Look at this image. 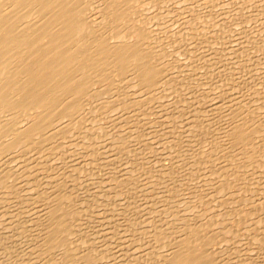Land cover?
Listing matches in <instances>:
<instances>
[{"label": "bare ground", "instance_id": "1", "mask_svg": "<svg viewBox=\"0 0 264 264\" xmlns=\"http://www.w3.org/2000/svg\"><path fill=\"white\" fill-rule=\"evenodd\" d=\"M162 1H165V0H162ZM166 1H165V3H166ZM179 1L182 3V5L185 2V0H182V1L179 0ZM187 1L188 0H186L185 3H187ZM190 1H191L190 3H192V0H190ZM201 1L199 2V0L198 1L195 0V1H193V3L198 2V3L206 4V3L210 2V1H207L205 3L206 0H204L203 2H201ZM220 1H218V2H220ZM223 1H222V3H224ZM225 1H227V0H225ZM231 1H233V0H231ZM237 1L239 2L240 0H237ZM153 2H155V0H0V264H60L59 263L60 262L59 261V254H60L59 253L60 252L59 246H61V245L63 247L65 245H68L66 248L64 247L65 249H63V248H62L63 250L61 249L62 254H60V257L63 259L65 264H68V263L73 264L72 262H74V261H77L75 263H80L79 261H81V260H82V262H84V264H105L104 263L105 260L102 259L101 257H99L100 254H98L99 250L97 249L99 246H96L97 245L96 244L95 245L97 247L96 248L94 246V244H92L93 247L90 244L93 242H95V243L101 242V243L106 245L107 243H105V242L110 243V241H108L106 238H104L107 241L102 242L100 239L95 238L98 241L99 240L100 241L98 242L97 240L95 241V239H93L94 241L91 242L88 239V237L90 238V236H87L86 238H84V239H86V245H85V242L83 241V239L78 237L79 239H81L80 240L81 242L79 241L80 242L79 243L78 242L79 239L75 238V236H74L75 230L78 226L77 221L79 224V223H81V219L83 218L82 215H81L82 216L81 219L79 218L80 216L78 217V214L80 215L81 213H78L77 211L79 210L81 212L82 208L80 209L78 207L79 208L78 210L75 209L74 206H76V205L73 204L72 198L76 197V195L74 194L75 195L74 196L73 194H71L74 192V190H72V189L71 190L73 192L71 191V193L68 194L70 192L67 188V182L68 181L66 182L65 181L66 179H64V177H66L67 180H69L70 177L74 176L72 174H74L75 170H80L79 168L82 167V164L84 166L85 165L97 166L98 164H101L102 166H104L103 168L106 169L109 165L113 164L114 162H116V163L122 162V158H124V156H125V158L127 157L128 161H129V163H125L126 168L122 167V166H124V163H122V164L120 163L121 164L120 166L122 167V169L121 168L120 169L122 171L118 169L117 170L118 173H116V175H115V173H113L115 176V177L113 176V178H112V174H108L106 172L108 174V177L111 175L110 179H107V178L106 179L109 180V182L113 181V182L118 183L120 181V179H119V181H118V179H114V178H117V176H118V178H121V180H124V182L119 183L121 188L119 187V185H117L118 187L116 186L117 188H119L118 190L120 192H122V190H120L122 188L126 189V191H128V189L131 187L133 189L132 190L130 188L132 190V192L137 190V193L140 192L141 195H144V196H145L144 193L147 192L149 194V192H150L149 196L151 195L150 197L153 198V196H155L156 194L152 196L151 191L153 192V190L157 189L155 191H157V194H159L158 191L160 190L159 192L161 195L159 194V196L164 195L167 197V200H169L168 201L169 203H167L168 205H165V206L166 207L171 206L170 202H171V204H173L172 202L174 200H177L176 199L177 197L179 199L182 198L180 195L181 193L179 194V192H178L181 190L180 188H182V186H184V188H185L186 185H189L188 183H191V185H193L195 181H198L196 179L197 176L194 177L196 179L195 180V179H192L191 177H188L186 175V178L188 177V179L190 178L193 180V181L191 180L193 182V184H192V182L189 181L190 179L187 180L183 177L185 180L182 179V181L187 180L188 183L187 184L184 183V185H182L183 183H181V181H180V183H181V187L179 188L180 190H178V188L175 189V186L177 187V185H175L174 189H173V187L171 188V186L168 187V184L170 181L174 180V178H173L174 173L178 171V170H176L175 172L173 171L174 173L172 172V170L177 169V168H175L177 165V164H175L176 161L175 162L173 161V163L175 165L174 166L173 164H171V162H172L171 160H170L171 162L170 161L166 162V159H164L165 161H162V160L160 161L161 158L159 159V157H161V156L160 155H158V156L154 155L155 158L158 157L157 159L160 162L157 161V163H156L155 160L153 162V160L151 159L152 164H150V160L148 161V159L146 157L148 156V154L154 153L153 148H154V150L157 149L156 154H157L159 148H162L161 144H164L165 140L162 141L161 138H164V136H166V135L161 133L163 136H160L159 132L161 131L160 129H163V131L166 130V129H164V125L167 123L168 119L173 120V121H176V120L179 121L181 118L183 119V117L180 118L181 114L184 117L189 118V116H186V115H187V113H190L191 111L189 110L190 111L189 112L186 109L187 107H191L192 108L191 110H195L194 111L195 113L193 112L194 115L191 117L190 120L189 119H183V121H188V122L185 125L186 129L184 131L182 130V128H184V127L179 128L180 130H179V133L177 135L178 136V138L176 139L177 141L173 137L174 135L176 136L177 133L173 134V136H172L171 134L175 131L171 127L173 132L170 134V136H172L173 138H169V137L167 138L166 137L167 140H166L165 144H167V145H165V148L167 146H169V148H172V149L175 148V150L177 148V149H179V151L181 153L184 152V155H185V152L187 153L186 149H189V147H191L192 145L194 147L196 145V144L194 145V143H197V145H196L197 149H195V150L193 149L194 151H192V152L190 151L191 152L190 157L193 155L194 159L197 158L198 163H196V166L198 167V169H199V166L202 167L204 164L208 168V166H209L208 162H213L212 165H210L208 169H210L212 172L214 171L213 169L216 170L217 174H214V172H213V175H217V177H215V176H214L215 178L213 177V179H215L216 181H214L212 179V177H211L212 175H211L210 176L211 180L214 182H211V180L209 181L207 179H205V180L203 179L205 181V184H206L205 189L207 191H205L204 187H202V186L200 188L203 191H201L200 193H198L199 191L198 192L195 191L197 193V195L193 191L195 198H196L195 204H197L198 206H201L200 212L194 211V209H193L194 207L191 206L192 211L194 212V214H193L194 217L192 216V214H189V216H188L185 213L187 209L185 210V212L177 211L176 205H175L176 210L172 209L170 207L171 209L168 208V210H170L171 212L167 211V210L163 211L166 208L164 206V204H166V203H164L165 202L164 199L159 200L160 199L159 196H156V198L158 197V200L160 202L164 201L163 202L164 208L162 209V205H161V207L158 205L160 207V208L158 207V210L162 209V213L164 212L163 215L166 214L165 212H169L170 215H168V216H171L173 218L170 221L169 218H171V217L168 218V216L167 217L162 216L163 219L165 218L164 221L168 218V223H169V221L171 223H170V226L168 224L160 223V226L162 227L161 229L159 227H158L159 228L158 229L156 226H155V228H153L154 223H156L155 221H157V223H158L162 219V218L158 219V217L161 216L162 213L160 214L159 211L156 212L157 209L155 210V212L152 211L153 214L156 213V215L158 214V216H157V220L154 219V218H156L154 216L153 219L155 221L151 222L150 218L152 219V212H150L151 214H149V209H148L151 206L150 205L151 203L147 202L148 199L150 198L147 195L148 197L147 198L145 197V203L146 202H147L146 204L149 203L148 205H150V206L148 208H146V209H148L147 210L148 212L146 210H145V212H146V215L148 213V215H149V216L147 215L148 217H150V215H151V217L148 219V217L144 215L145 219H147V221L149 223L146 220H144V218H142V220L146 221L145 224H147V226L150 224L149 225L150 227L148 226L147 227L148 229L147 228L144 229L145 227L144 228L142 227L143 226V224H142L143 221H142L141 227L143 229L141 228L142 229L141 231H139L140 229L138 230V228H137V230L133 229L132 225H133V227H136L134 225L136 224V220H138L139 218L137 217L138 219L134 220L135 219L134 216H131L132 218L134 217V219L130 218V216H129V219L134 220L135 223L134 222L132 223V220H128V221H130V223H129L130 225H128V226H130V228H131V230H129L131 233L128 230L127 231L134 238H135V236H137L138 232H141V235L143 236L146 233L149 234V231H151L150 237L152 238V240H150V241L152 243L151 246H153V247H150L151 249L149 250V252H147V256L145 258H148L149 260H152L153 258H155V259H153L154 261L152 260V262H154L153 264H225L226 262L224 260H225L226 255H228V254L230 255L232 252H233L232 255H235L234 254L235 248L232 249L230 247L233 250L232 251L229 248V246L226 245L227 249L229 248V252L232 251L231 253H226V248L223 246V244L225 245V243L227 244L229 242L228 240H227L228 242L225 240L226 239L225 236L228 233H230L229 229L231 228V229L235 230L236 228H234V227L237 226V225L234 226L235 225L234 223H233L234 225L232 224L233 227H230L231 225H229V223L230 224L232 223L229 221L230 218H232V221H233V217L230 216V215H232L230 212H232L233 214L236 215V216L234 215V217H236V219H237V217L240 219L241 224H242V222L244 224L246 222H247V224H249V228H248L249 231H248V234L245 236V237L248 236L247 239H245V240H247V244L245 247L246 255H244L246 257L243 256L244 259L246 258V260L245 261L240 260L238 262L241 254L238 255L237 253H239V251L237 252V250H236L237 253L236 252L235 253L239 257L236 258L237 257L236 256L235 257L236 259H235L233 256L232 260L235 259V262L230 261L232 257L228 261L230 262V264H231V262H233L235 264H242V263L243 264H264V136H263V138L261 137L263 132H264L263 131L264 129H263V127L261 129H259V127L261 125L264 126V123L262 122V119L264 120V118L262 117L261 113L255 114L254 112H251V114H248L247 113L248 109L245 106L247 103L241 102V100H243L241 98V96H240V98H241L240 101L239 100L238 101L232 100V102L230 101L231 103L227 104V106H226L225 104L217 103L213 98H210L209 95L206 96L203 93H202V95H200L201 93L199 91L193 92L192 96L186 95V94H189L188 90L186 89V84H188V82H190V81L194 82V81H192L194 79L193 77L197 76V74L195 75L196 71H195V73L192 72L194 69L198 70V68L194 67L195 64L197 63V65H198V61L200 60L201 63L203 62V64L205 63V65H206L207 61L204 62V54L205 53L202 54L203 58L196 55L200 59L194 64V66H193L194 62L192 63L191 60H190V62L192 63L191 64L192 66L190 65V62L188 64L187 60L193 55V53L196 50L195 48H197L199 46V44H200L199 43L198 46L196 45L197 47H195V45H194L195 50L193 53H192L193 49L190 47L192 49V51H191L192 55L187 53V54H189L190 57L188 56V58H187V56H185L186 58H180V60H179L180 56L179 57L177 56L178 60L173 61L174 64L169 62L172 57L168 56V54L169 55H172V54H170L168 52H167L168 54L166 53L167 55L161 54L160 51H162V50H160V51L158 50L160 48L164 49L163 47L165 45L162 46L161 45L162 42H161V44L159 42V40L161 41V39H159V38H161L160 37V35H161L160 31L161 30L160 31L158 30L159 33L157 30L155 32V28L157 25H155L156 23L153 20L155 18L152 17L153 16L152 11H151V17L149 16L150 15L149 14V12H150L149 6L153 5L154 4ZM159 2H161V1H159ZM176 2H178V1H176ZM180 2L177 3L178 7H180V9L178 7L173 6L176 4L175 1H174L175 4H173V3L170 4V6L172 5L173 12L176 11V8L179 9V10L177 9L178 11H181V8H183V7L186 8L185 4H184L185 6H183V7L180 6V4H181ZM248 2L249 1L246 0V3H248ZM254 2H255V0L252 1L253 6L259 5V4L257 5L256 3L254 4ZM261 2L262 1L260 0V3ZM151 3H153V4H151ZM198 3H196L194 5L196 6ZM210 3L208 5H210L212 8L211 7H209V8L214 9V6L216 4L214 5V3H211L214 5V6H212ZM216 3H217V0H216ZM240 3H241V1H240ZM155 4H157V6L161 5V3L158 4V1ZM168 4L166 5L167 7L169 6ZM224 4L227 5L226 2ZM230 4H233V3H230ZM235 4L238 5L237 2ZM162 5H163V2H162ZM220 5H221V2H220ZM223 5H221L220 7H222ZM262 5L260 4L259 9L262 8ZM153 6H155V5H153ZM164 6H165V4H164ZM249 6H251V3H250V5L248 4V7ZM158 7H160V6H158ZM174 7H175V9H174ZM201 7L204 8L205 6L201 5ZM206 7H208L207 4H206ZM226 7H228V6H226ZM187 8H188V6H187ZM191 8H193V6H191ZM191 8L189 9L190 10L189 12L191 15L189 14V12H187V10L182 9V10H184V11H181V12H183V15L185 14L184 12L186 11L187 16L185 15V17H182L183 19H181V17L179 16L180 20L182 21L181 22L182 25L179 24V26L182 29L180 27H177L176 31H178L179 28H180V30H183V28L187 27V24L189 23V21L191 19V18L189 19L190 16L193 17L192 19H195V20H198L202 17L201 11H203L204 9L201 10L202 8L200 9L199 5H198V7L196 8L197 10L200 9V11L198 10L200 12V14H198V13L194 12L195 11L194 9H191ZM209 8H207V9H209ZM223 8L224 7H222V9H221L222 12H223ZM156 9L157 10L160 9V12H162L161 11L162 8H159V9L156 8ZM164 9H166L168 11L167 8H164ZM215 9H217V8H215ZM218 9H219V7H218ZM225 9H224V12H225ZM242 9L245 10V8H242ZM150 10H151V8H150ZM157 10H154V11L156 12ZM258 10H256V11H258ZM167 11H166V14L168 13ZM178 11H176V12H178ZM204 11L206 12V15H207V13H210L209 10H208V12L206 10H204ZM217 11H218V13L220 12L219 10H217ZM217 11H216V13H217ZM237 11H239V10H237ZM155 12H153V13L156 15L159 14L158 12H157L158 14ZM181 12L179 13V15L182 16ZM205 12H204V14H205ZM230 12H232V11H230ZM242 13H243V11H242ZM246 13H243V14H246ZM258 13H260V11H258ZM258 13H256V14H258ZM204 14L202 13V15H204ZM248 14H251V12L248 11L247 15ZM161 15H160V17H162ZM169 15L170 14L168 13V16ZM206 15H204L205 16L204 19L205 20L207 19L209 21V19H210L209 15H207L208 18H206ZM214 15L216 16L217 14H214ZM214 15L211 18H213ZM225 15H226V12H225ZM231 15H228V16H231ZM240 15H242V14L237 15V17H239ZM164 16H165V13L163 11V18H164ZM174 16L176 18L178 16V14H177V16L176 15H174ZM220 16H221V14H220ZM249 16L250 15H248V17ZM254 16H255V14H254ZM257 16L260 17V15H257ZM155 17H159V16H155ZM179 17H177V18H179ZM226 17H227V15H226ZM237 17H235V18H237ZM240 17H243V16H240ZM250 17H252V16H250ZM259 17L257 19H259ZM231 18H232V16H231ZM235 18L232 19L233 22H235L239 19V18L238 19H235ZM243 18H242V20H243ZM252 18L254 19V17H252ZM260 18L263 19V17H260ZM165 19H167V18H165ZM165 19H164V22L166 21ZM227 19H229V18H227ZM253 19L250 18V20H253ZM160 20H162V19H160ZM205 20H202V22ZM213 20L214 19H212V21ZM223 20H224L223 17L218 18V16H217L215 18V23L213 22L214 23L213 25L215 26V28H216V25H215L216 21H217V23H218V21H220L221 22L220 24H222ZM260 20H259V22H260ZM152 21H154L155 27H153L154 25L152 24ZM229 21H231V19ZM247 21L244 20V24H246ZM249 21H248V23H250ZM164 22H163V24H164ZM190 22H192V21H190ZM195 22H197V21H195ZM195 22H193V23H195ZM209 22L212 23L211 20ZM239 22H241V21H239ZM159 23H161V21L158 22V24ZM241 23H243V22H241ZM166 24H168V27H172V26H170L169 23H166ZM174 24L176 26L178 23L177 24L174 23ZM197 24L198 23H196V26H197ZM200 24H202L201 21H200ZM232 24H234V23H232ZM232 24H231V26H232ZM235 24H237V23H235ZM238 24H240V23H238ZM263 24H264V21H263ZM227 25H228V23H227ZM256 25H258V23ZM160 26H158V27L161 29L163 28L162 30H164V29L168 30V31L170 29L172 30V28L168 29L167 25H166L167 29L164 28L163 26H161V27ZM240 26H242V24ZM261 26H262V23H261ZM198 27H199V25H198ZM198 27H197V29H198ZM207 27L209 28V25ZM210 27H212V26H210ZM217 27L219 28L218 25H217ZM244 27H246V26H244ZM252 27H251L252 30L255 29ZM194 28H196V27H194ZM229 28H230V26H229ZM238 28H239V25H238ZM173 29H174V27H173ZM175 29H176V27H175ZM202 29H204V26L202 27ZM212 29H214V27ZM251 29H250V31L249 30H244V31L245 32H247V31L251 32ZM165 30H164V33H163V31H161L163 33L161 36H163L165 34V32H166ZM185 30H187V29H185ZM222 30H220V31H222ZM233 30H237V29L233 28ZM241 30H239V31H241ZM260 30L261 29H259V31H258V29H257L258 33H260ZM198 31L200 32L199 29H198ZM231 31H232V29H231ZM257 31H255V32H257ZM170 32H172V31H170ZM174 32H172L173 37L177 36V35H174L175 34ZM183 32L185 33V31H183ZM208 32L213 33V31H211V30L210 31L208 30ZM232 32H234V31H232ZM255 32L252 33L251 37L258 35V33H255ZM262 32L263 33H261L259 35H262V34L264 35V31H262ZM156 33H158V35ZM177 33L178 34L180 33V35L183 37V34H181L182 32H177ZM201 33H204V30H202ZM247 33H246V35L248 36ZM194 34H197V33H194ZM223 34H225V33L222 32L220 35H223ZM236 34L238 36L241 35V33L240 34L236 33ZM253 34H257V35H253ZM156 35L159 36V38H157ZM168 35L164 36L165 37V43H168V42H166L167 41L166 36H168ZM200 35H202V34H200ZM233 35H234V33H233ZM246 35L245 34L242 35L240 39H242L243 36L246 37ZM249 35H251V33ZM227 36H229V34ZM182 37H181V39H182ZM184 37H187V36H184ZM191 37H193V35ZM191 37H189L187 41L191 40V41L195 42V39L193 40V38H191ZM210 37H211V35H210ZM210 37L207 36V39ZM251 37L248 36V38H250V39H251ZM177 38H179V37H177ZM194 38H196V37L194 36ZM225 38H228V37H225ZM230 38H232V36H230ZM230 38L226 39L227 40L226 42H228ZM162 39L164 40L163 37H162ZM173 39L175 40L176 38L174 37ZM207 39H206V41L209 40V39L208 40ZM263 39H264V37L262 38V41H264ZM172 40L170 41L171 43L166 44V46L167 45L169 46L172 44L175 47L176 45L180 44V43L176 44V42H175V44H176L175 45V44H173L174 42ZM179 40H180V38H179ZM222 40H223V38L221 39V41ZM256 40H257V38H256ZM256 40H254V41H256ZM181 41L183 42L184 40H181ZM187 41L185 40L184 42L189 43ZM216 41H217V39H216ZM216 41H214V42H216ZM224 41H225V39H224ZM236 41H241V43H243L242 40H236ZM244 41L246 42V39ZM198 42H200V41H197L196 43H198ZM219 42H220V40H219ZM219 42H218V44H219ZM252 42H253V40H252ZM257 42H259V41L257 40ZM185 43H181V44L184 45ZM208 43H209V41H208ZM210 43L213 44L212 42H210ZM246 43L248 44L249 42L247 41ZM254 43H256V42H254ZM254 43H252V44H254ZM262 43L264 45V42H262ZM190 44H192V43H190ZM203 44L205 45V43H203ZM203 44H201V45H203ZM215 44L217 45V43H215ZM258 44H256L255 46H257ZM225 45H226V43H225ZM239 45H241L240 42H239ZM243 45H244V43H243ZM186 46H188V45H186ZM219 46H221V43L219 44ZM258 46H257V48H258ZM192 47H193V45H192ZM215 47H217V46H215ZM233 47H234V49H232V48L231 49L234 52L236 46L233 45ZM239 47L240 46L237 45L236 49L238 50ZM241 47H243V46L241 45ZM252 47H254V46L252 45ZM168 48H170V46ZM168 48H166V49H168ZM171 48H173V47H171ZM190 48L188 47L186 49L188 50ZM251 48L248 49V47H247V50H251ZM198 49H199V51L202 50L201 47L200 48L198 47ZM203 49H205V48L203 47ZM229 49H230V47H229ZM229 49H227V50H229ZM205 50H207V49H205ZM219 50L216 49L215 51H218L217 53H219V55H220ZM237 50H235V52ZM243 50H245V49H243ZM247 50H245V51L247 52ZM262 50L264 51V48H262ZM183 51H186V50H182V53H183ZM188 51L190 52V50H188ZM232 51H230V52H232ZM177 52H179V51L177 50L176 52H174L175 55H177L176 54ZM214 52H212V53H214ZM235 52L232 54L233 57H234ZM238 52H239V56L241 55L244 57L243 51L238 50L237 53ZM246 52H244V53H246ZM171 53H173V52H171ZM179 53H181V50ZM237 53H236V56H237ZM240 53H242V54H240ZM248 53H251V52H248ZM185 54L183 53L181 55H185ZM211 54H210V50H209V55H211ZM214 54H216V53H214ZM228 54H229V52H228ZM246 54H245V56H246ZM198 55H199V53H198ZM207 55L205 56V59L206 60L209 59L211 61V59H210L211 57L208 59L206 58V57H208ZM219 55H217V56H219ZM229 55H228V57H229ZM167 56H168V58L170 57L169 61L167 59ZM236 56L234 57L235 61H236ZM192 57H194V56H192ZM212 57H215V55ZM226 57H227V55H226ZM201 58H202V60H201ZM220 58H222L219 61L221 63L223 60V57H220ZM173 59H174V57H173ZM191 59H193V61H194L195 58H191ZM254 59H256V58H254ZM213 60L214 59L212 58V61ZM218 60H214L213 62L218 61ZM242 60H244V59H242ZM200 61H199V63H200ZM224 61H225V59H224ZM241 61H238V62L240 63ZM207 63H209V62H207ZM227 63H229V62L227 61L225 63V65ZM214 64H216V63H214ZM231 64H233V63H231ZM237 64H235L234 66H236ZM208 65H206V66H208ZM219 65L220 64L218 63V65H214V67H216V66L219 67ZM221 65L225 66L222 63H221ZM200 66L202 68L204 67V65L203 66L199 65V67ZM209 66H212V64H210ZM223 66H222V68H223ZM226 66H227V68L233 67L230 64H228ZM228 66H230V67H228ZM239 67H240V69L242 68L241 66H239ZM246 67L242 68V69L244 71L246 69V71H247L248 67L247 68ZM191 68L192 69L194 68V69L192 70ZM208 68H210V67H208ZM253 68H255V67H253ZM253 68H251V69H253ZM212 69H213V67H212ZM242 69H241V71H242ZM248 69L250 70V67ZM188 70H192L191 71L192 75H190L191 77L189 76V74L191 72L189 73ZM199 70H201V69L199 68ZM230 70H231L230 72H232V69H230ZM253 70H256V72H251ZM253 70H251L250 72H248V71L247 72L248 73H254V74L259 73V72H257L256 68ZM219 71H222V70L219 69ZM225 71H226V69H225ZM225 71H222V73H224ZM237 71L240 72L239 70H236L235 72H237ZM212 72H214V71L212 70ZM215 72L213 73V75L216 74V76H218V74L220 73V72L218 73V70L216 73ZM230 72H228V73L230 74ZM248 73H247V79H246L247 81H248V78L251 77L250 76L251 74L248 75ZM201 74H203V73H201ZM229 74H227V75H229ZM199 75L200 74H198V76ZM224 75H225V73H224ZM248 76H250V77H248ZM254 76L255 75H253V77L250 78V80L256 79V78H254ZM200 77H201V75L199 76V78ZM228 77H230V76H228ZM255 77H257V76H255ZM258 77H260V75ZM195 78H197V77H195ZM202 78L205 79V77H202ZM222 78H220V79H222ZM241 78H242V74H241L240 79ZM258 79L259 78H257V80ZM198 80H200V79H198ZM223 80H221V81L224 83V81L226 79L224 81ZM216 81H217V79H216ZM226 81H228V80H226ZM236 81H238V79H236ZM233 82H234V80L232 81V84H233ZM238 82L241 83L240 80ZM250 82L252 83V81H249L248 83L250 84ZM257 82H259V81H257ZM257 82L255 81L254 83H257ZM198 83H200V82L198 81ZM201 83H200V85H201ZM203 83H204V81H203ZM254 83H252V84H254ZM164 84L166 86L165 88H167V92L168 93H170V92L175 93L176 95H178V98H177V100H173L177 96L175 97V95H174V97L171 98L172 97V95H171V97H169L171 101L168 102L166 100V101H162V103H160V104H155V101H154L155 99L161 98L160 101L162 100V98H163V100L165 99L166 95H164V93L166 91L163 89ZM227 84H229V83H227ZM191 85L193 86L192 83H191ZM216 85H217V83H216ZM220 85H222V83H220ZM161 86H163L162 90L164 91V93L160 92ZM241 86L243 88L245 85L244 86L241 85ZM217 88H218V86H217ZM221 88H223V87H221ZM232 88L237 89L235 87H232ZM185 90H187V91H185ZM194 90H196V88ZM224 92H225V90H224ZM242 92H244V91H242ZM172 93H170V94H172ZM220 93L221 92H219V96L221 97ZM257 94H258V92H257ZM259 94H262V93L259 92ZM245 95H247V94H245ZM227 97H229V96H227ZM169 98H168V100H169ZM182 98H184L183 101H182ZM180 99L183 103L185 101L188 102V105L183 106L182 105L183 103L181 105L177 104ZM160 101H157V102H160ZM181 101L179 103H181ZM248 101H250V100H248ZM151 102H153V103H151ZM219 102H221V101L219 100ZM238 102H239V104H238ZM253 102L255 103V101H253ZM219 104H222L225 106L222 107ZM242 104H244V105H242ZM263 108H264V105H263ZM197 109H198V111H197ZM217 109H219L218 111L220 113L222 111H224L223 113H225L224 115L226 118L225 117L222 118L223 120L225 118V120L222 122L223 125L220 122L219 124H221V125L218 128L212 129L211 127H214V125L211 126V124L214 120L213 115L218 116L217 113H219L217 111ZM252 111H254V110H252ZM205 112L206 113L207 112H213V114L210 113L212 118H210L208 115H206ZM215 112H217V113L215 114ZM260 112H262V111H260ZM220 113H219L218 117L224 116L222 114H221L222 115L221 116ZM241 116H242V118H241ZM174 119H176V120H174ZM211 119H213V120H211ZM217 119L220 120V118H217ZM169 120H168V122H169ZM220 121H222V120H220ZM216 122L218 123V121H216V120H215V122H213V123H215V126H217ZM176 124H178V123H176ZM182 125H183V123H182ZM179 126H181V124ZM165 127H168V126H165ZM173 127H176V126L173 125ZM157 128H159L158 130H160V131L157 132L156 137L157 136L161 137L160 143L157 140L159 138H155L156 140L155 139L154 140L159 143V146L161 145V147H159V148H156L154 146L157 144H154L156 142H154V143L152 142L153 139H151V138H153V137L150 138V136H153L151 134H153ZM176 129H178V128H176ZM168 130L172 131L171 129H168ZM168 130H166V131L168 132ZM97 134H99V137L97 136ZM101 134L107 135V137L109 136L110 139L107 140V139L100 138ZM184 137H187L186 141H185ZM104 138H105V136H104ZM179 143H181V144H179ZM166 149H168V148H166ZM162 150H164V147ZM171 151H173V150H171ZM165 152H167V151H165ZM169 152H168V156L165 153L168 158L171 157V156L169 157ZM75 153H76V156H77V154L80 156L75 160L73 158V160L75 161V163H74V161L71 160L70 157H74ZM158 154H159V152H158ZM62 156H66L67 158H65V159L67 161H68V159L70 161H72V162L68 161L69 164H65L66 167L60 166L62 169L64 168L63 171L66 172L65 174H63L64 176L62 174H59V172H61V171H59V165H60L59 164V158H60V162H63V161H61V160H63ZM154 156H152V157H154ZM185 156H187V155H185ZM152 157H150V158H152ZM80 159H82L83 161H81ZM230 159H233V160H230ZM188 160H191V159L189 158ZM164 162H166V163H164ZM192 162L195 164L196 160H195V162H194V160ZM184 163H186V162H184ZM145 164L151 165L150 166V169H151L150 174H149V169H147L148 166ZM179 164L181 165V163L179 162L177 166H179ZM186 164L183 168L186 167ZM189 165L192 166L193 164H190V162H189L188 166H187L188 168H189ZM95 166H92V168ZM102 166H101V168H102ZM114 166H112V167H114ZM117 166H119V165H117ZM145 166H147V167H145ZM181 166H183V165H181ZM194 166L195 165H193V167ZM112 167L110 166V168H112ZM158 167H159V169H158ZM193 167H192V169H190L192 172L190 171L188 175H190L191 173L194 172V170H196L195 169L196 167L194 169H193ZM85 168L88 169L89 167L85 166ZM101 168L98 167V170ZM115 168L113 170L110 169L111 171H108V172L111 173L114 170L116 172V169L118 167L116 169ZM183 168H182V171L184 170ZM188 168H187V170H189ZM87 169H85V171ZM108 169H109V167H108ZM145 169H147V170H145ZM156 169L159 170V172H161V173H159ZM180 169H181V167H180ZM202 169H201V171H202ZM146 171H147V173H146ZM155 171L158 173H155ZM197 171L198 170L195 171V175L197 174L196 173ZM91 172H92V170H91ZM103 172H105V171L103 170ZM140 172L146 173L145 176L148 174V177L150 178V180H151V178H153V181H149L148 179H146V180H148V181H146L147 183L143 182L144 184H142L141 182L143 180L142 181L139 180L138 177L143 178L144 175L142 176V174H144V173H142L140 175ZM180 172H181V170L179 171V173ZM204 172H206V171L204 170ZM212 172H210V173L212 174ZM154 173H155V176L151 177L152 174H154ZM179 173L178 172L175 173V176H176V174L179 175ZM77 174H75V175H77ZM93 174H95V173H93ZM102 174H104V173H102ZM156 174H157V176H158V174H160L161 178L163 177L162 178L163 180L164 179H167V180L171 179V180L168 182V184L166 183L165 187L164 186L161 187L162 184L159 183V181H158L159 179L155 182L156 179H154V177L156 178ZM181 174L182 173H180V178L182 176ZM69 175H70V177H69ZM208 175H210V174L208 173ZM103 176L104 175H102V177H100V178H105L107 175L105 177H103ZM183 176H185V175H183ZM191 176H193V175L191 174ZM204 177H206V176H204ZM161 178H160V181H161ZM177 178L179 179V177H176L174 180L175 182H176ZM201 178H202V175H201ZM208 178H209V176H208ZM92 179H93V177H92ZM98 179H99V177H98ZM178 179H177V181H178ZM198 179H200V178H198ZM107 180L104 179L105 182H103V179L100 181H102L103 183H106ZM204 181H201V185H203L202 183ZM89 182L90 181H88V183ZM97 182H98V180H97ZM206 182H208V184ZM71 183H73V182H71ZM94 183L96 184V181H94ZM198 183L200 184L199 181H198ZM198 183L195 184V188H198V187H196V185L200 186V185H198ZM163 184H165V183H163ZM171 184H169V185H171ZM177 184H179V183H177ZM85 185H86V183H85ZM96 185L98 187L100 185V187H101V185H104V184H99V185L96 184ZM81 186H82V184H81ZM105 186H106V184H105ZM109 186H107V187H109ZM111 186H113V185H111ZM111 186L109 188H103V189L100 188V192L102 190V193H103V192H105L104 190L107 189L109 192L107 190L106 191L108 192L107 194L109 195L111 190L117 189V188L115 189L114 187L111 188ZM179 186H180V184H179ZM89 187H91V186H89ZM188 187L190 188V185ZM188 187L186 186L185 189L184 188H182V189H184L186 191V189H188ZM81 188L84 189V191H85V189H88V192H89L88 187L84 188L82 186ZM94 188L96 189L95 186H94ZM200 188H198V189L201 190ZM73 189H75V188H73ZM82 189H81V191L83 192ZM90 189H92V188H90ZM191 189L192 188H190V190ZM193 189H194V187H193ZM233 189L234 190L238 189L237 191L239 194L237 192H236L237 194L234 193L236 190L233 192L232 191ZM96 190L99 191L98 188ZM190 190L188 189V192ZM75 191H76V189H75ZM91 192H93V190ZM118 192L116 193V192L112 191V193H115V196H116V194H118ZM183 192L184 191H182V193ZM190 192H192V191H190ZM216 192L223 194V195L222 194H219V195H222V197H223L222 201H224V202H222V203L225 204V208H223V207L222 208L224 209L223 210L224 212L222 213V211H220V212H218V214H214V215L211 214V216L207 215L208 216L207 217L205 214H206V211H208L210 209V208L207 209L208 206L212 202L221 203V201H218V200H221L220 197H215V195H217ZM140 193H138V194L140 195ZM76 194H77V191H76ZM107 194L106 195L104 194V196L107 197ZM119 194H121V193H119ZM134 194H135V192H134ZM134 194H131V195H133V197L132 196L130 197L131 201H132V199H134ZM190 194H192V193H190ZM84 195H86V194L84 193ZM96 195H98V194H96ZM100 195L101 194H99L96 197H99ZM123 195H124V193H123ZM141 195H140V197H141ZM194 195H191V198L190 197L189 198L192 199V196L194 197ZM235 195H236V197H235ZM237 195H238V197H237ZM89 196L92 197V199H93L95 196V192H94V196L93 195L91 196L90 192H89ZM112 196H113V194H112ZM126 196H127V194H126ZM164 196H162V197H164ZM90 197H88V198H90ZM118 197L122 198L123 196L119 195ZM136 197H138V196H136ZM112 198L115 199L114 196ZM126 198L129 200L128 197H126ZM81 199H83V198H81ZM98 199L100 201V198H97L96 200H98ZM116 199H117V196H116ZM124 199H125V197H124ZM143 199H140V200H143ZM67 200H68V202H67ZM101 200H102V198H101ZM128 200H126V199L123 200V201H125L124 203L120 202V200H119V202H120L119 204L122 203V206L124 204L129 205L130 200L129 201ZM155 200L158 201L157 199H155ZM126 201L128 202V204L126 203ZM149 201H150V199H149ZM181 201L182 200H180L179 202L181 203ZM190 201H192V200L188 199V202H190ZM251 201L253 204L251 203ZM79 202H82L81 205L86 204L84 199L82 201H79ZM114 202H116V201H114ZM143 202H144V200L142 201V204H143ZM184 202L186 203V200ZM184 202H183V205H185ZM112 203L113 202L110 203L111 207H112ZM116 203L118 204V200ZM130 203L132 204V202H130ZM138 203H140V202H138ZM153 203L154 202L152 201V204ZM159 203L156 202V205ZM176 203H178V202H176ZM222 203L220 204L221 206L223 205ZM87 204H88V202H87ZM114 204L115 203H113V206H114ZM174 204H175V201H174ZM81 205H79V206H81ZM96 205H98V204H96ZM100 205H102V204L100 203ZM103 205H104V203H103ZM105 205L109 206L108 204H105ZM132 205H134V204H132ZM186 205H185V208H186ZM88 206L85 208H88ZM129 206H131V205H129ZM129 206H127L128 208H123L122 210H119L118 212H121V214L120 213H118V214L124 216V213L129 211ZM140 206H141L140 209H142L147 205H140ZM142 206H144V207H142ZM221 206H219V209ZM89 207H93V206H89ZM102 207H104V206H102ZM124 207H126V206H124ZM135 207H132V208H135ZM191 207H190V210H191ZM76 208H77V206H76ZM85 208H83V210H82L83 213H84V210L87 211V209H85ZM90 209H92V208H90ZM118 209H119V207H118ZM195 209H196V207H195ZM88 211H89V209H88ZM109 211L111 212L112 210H109ZM139 211L140 210H138V212L136 211L138 213V216L140 214ZM150 211H151V209H150ZM106 212H105V214H106ZM122 212H123V214H122ZM142 212L144 213L143 210H142ZM226 212H227V214H226ZM100 213L101 212H99V214ZM131 213L134 214L135 212H130L127 214L130 215ZM169 213H167V214H169ZM181 213H182V215L184 213L185 216L183 215L184 216L183 217L181 215ZM118 214L116 213V215H117L116 217H118ZM111 215H112V212H111ZM179 215H181L183 217V218L181 216H180L181 218L179 217L180 220H182V222H180V224H179V222L177 223ZM91 216H93V215H91ZM141 216H142V214H141ZM94 217H92V218L94 219ZM98 217H99V215H98ZM110 217L108 216V218H110ZM113 217L115 218L114 215H113ZM127 217L128 216L124 217V218H126L125 222H127ZM88 218H85V219H88ZM105 218L107 219V217H105ZM119 218H121V216ZM106 219H102V221H105ZM163 219H162V221H163ZM239 219H237V220H239ZM124 220H123V222H124ZM172 220H174V221H172ZM114 221H115V219H114ZM121 221H122V218H121ZM121 221H120V223H121ZM234 221H236V220L234 219ZM116 222H118V221H116ZM236 222H238V221H236ZM82 223H83L82 225H84V222H82ZM86 223H85V225H86ZM110 223L112 224V221ZM120 223H119V226H121ZM176 223L179 225H177ZM94 224H96V223H94ZM98 224H96V225H98ZM109 224H108V227H109ZM236 224H239V222ZM247 224H245V225H247ZM82 225H80V226H82ZM85 225H84V227L86 228L87 226H85ZM99 226L97 228H99ZM119 226L118 227L115 226V227H117L118 231L122 227V226L121 227H119ZM165 226H167V227H165ZM172 226H174V228ZM238 227H239V225H238ZM247 227H248V225H247ZM81 228H83V227H81ZM85 228H83V229H85ZM88 228H90L89 225H88ZM149 228H150V230H149ZM240 228H241V226H240ZM240 228H238L239 231L243 230V229L240 230ZM77 229L80 230V227ZM107 229H110V227ZM127 229H128V227H127ZM238 229H237L236 233L238 232ZM245 229H247V228H245ZM245 229L243 231H245ZM86 230L87 229H85L84 231H86ZM81 231H79V233ZM110 231L112 232V234H110L111 236L107 235V238L109 236V238L112 239L115 237L114 235L117 234L118 231L115 234H114L115 228H113V230L110 229ZM91 232H92V230H91ZM101 232H102V230H101ZM231 232H233V231H231ZM234 232L232 233L233 235L231 233L230 234L232 236L236 237V235H235L236 233L234 234ZM89 233H90V231H89ZM89 233H87V234L89 235ZM121 233H122V231H121ZM125 233L126 232H124V234ZM128 233H126V234L128 235ZM91 234H94V233L92 232ZM104 234H106V232ZM118 234L120 235V231ZM124 234H123V236H124ZM138 234H140V233H138ZM239 234H242V233L239 232ZM244 234H243V236H244ZM94 235L91 238H94ZM231 235H230V237H232ZM104 236L106 237V235H104ZM129 236L126 238H129ZM226 237L228 238V236H226ZM239 237H242V236H239ZM237 238H238V236H237ZM104 239H102V240H104ZM129 239H126V242ZM146 239H145V241L144 240L143 241L147 242L148 239H150V238H148L147 241H146ZM122 240H124V239H122ZM122 240H120V241H122ZM137 240L134 241L133 244H136L135 242H137ZM234 240L236 241V239H234ZM238 240H241V239H238ZM242 240H244V239H242ZM242 240H241V243L242 242L245 243ZM118 241H119V238H118ZM124 241H123V243H124ZM132 241L133 240H131V242ZM112 242H114V241H112ZM158 242H160V246L157 247ZM222 242H225V243L222 244ZM81 243L84 244V247L85 246L87 247V245L89 243H90L89 244L90 246L88 245V249L82 247L84 249L80 253V252H78L77 247L79 246V244H80V246H82ZM114 243H115V245L113 244L114 247L116 245H119L117 242H114ZM151 243H149L148 245H150ZM129 244H130V242H129ZM129 244H127V245L129 246ZM99 245H100V243H99ZM233 245H235V243ZM133 246L134 245H132V247ZM136 246L133 248L135 249ZM102 247H104V246H102ZM102 247L100 245L99 248H102ZM114 247H111V248L114 249ZM116 247H115V250L117 251ZM120 247H121V244H120ZM122 247H121V249H122ZM129 247H128V249H129ZM160 247L162 248V250H160ZM234 247H236V246H234ZM238 247H236V248L238 249ZM108 248H109V251H108ZM124 248H125V246H124ZM239 248H243V247H239ZM102 249H104V248H102ZM106 249L108 251V254L106 253V250L104 252L107 255H109V253L112 249L110 250V247H108V245H107ZM137 249L138 248H136V250ZM141 249H142V247H141ZM144 249H145V247H144ZM144 249H142V250H144ZM148 249H149V247L147 248V251H148ZM122 250H124V249H122ZM136 250H134V252H136ZM139 250H137V251H139ZM118 251H121V250H118ZM130 251H131V248L128 251V253H130V254L127 253L128 255L132 254V252H130ZM113 252L114 251H111L112 254H113ZM240 252H244V251H240ZM105 253H103V255ZM111 253H110V256H111ZM142 253L143 252H141L140 254L142 255ZM118 254H119V252H118ZM151 254L152 255L154 254L156 256L153 257L154 255L151 256ZM103 255H101V256L103 257ZM113 256L110 259L113 260ZM122 256H123V253H122ZM135 256H133V258ZM139 256L140 255L138 254L137 257H139ZM142 256H144V255H142ZM151 257H153V258H151ZM243 257H241L240 259H242ZM103 258H105V257H103ZM117 258H116V261H117ZM124 258L126 259V263H128L127 259H129L131 257L126 258V254H125L124 257H122V260ZM108 259H109V257H108ZM108 259H106V260L108 261ZM118 259H120V257ZM136 259H138V258H136ZM148 259L143 260V261L147 262ZM112 260H110V263ZM122 260L121 261L118 260V261L122 262L121 264H123ZM139 260H137V261H139ZM141 260H142V258H141ZM236 260H237V263H236ZM63 261H62V263H63ZM114 261H115V259H114ZM116 261H115V263H116ZM131 261L132 260H130L129 262H131ZM120 262H117V264H120ZM142 262H141V264H144ZM148 262H150V261H148ZM112 263H113V261H112ZM80 264H82V263H80ZM146 264H148V263H146Z\"/></svg>", "mask_w": 264, "mask_h": 264}, {"label": "rangeland", "instance_id": "2", "mask_svg": "<svg viewBox=\"0 0 264 264\" xmlns=\"http://www.w3.org/2000/svg\"><path fill=\"white\" fill-rule=\"evenodd\" d=\"M157 1H158V4L161 3V5H158V6H160V7H158L157 4H155V3H157ZM159 1H161V2H159ZM165 1H166V0H165ZM165 1H162V0H155V2H153L154 4L151 3V4L155 5V6H153V5H150V6H149V11H150V12H149V14H150L149 16L151 17V11H152V14H153L152 17L155 18V19H153V18H152V19H153V20L155 21V23H156V24H155L154 21H152V24H153V25H154V24L157 25L156 28H155V32H156V30H157V31H158V30H159V31L161 30V31H163V33H164V30H165V29L162 30L163 28L161 29V28L158 27V26H160L161 24H162L161 26H163L164 28H166V25H167V28H168V29H169V28H172V30L170 29L169 31H168V30H165L166 32H165V34H164L163 36H161L163 33L160 31V33H161L160 37H161V38H159V36H157L158 33H159V31H158V33H156V34H157V35H156L157 38L161 39V41H160L159 39H158V40H159L160 44H161V42H162V44H161L162 46H163V45L166 46V44L171 43L170 41H171L174 37H175L176 39H175V40L173 39L172 41H173L174 43H173V42H172V43L175 44V42H176V44H178V43H180V44H179V45H176V44H175V45L177 46V47L175 46L176 48H175L174 45H172V44H171L172 46L169 45L170 48H168V47H169L168 45H167L166 47L164 46L163 48H164L165 50L159 47V48H160V49H158L159 51H160V50H162V51L164 50V51H165V52H164V51H163V52L160 51V53H161V54H166V53L168 52V53L172 54L173 56H172V55H169V54L167 53L168 56L172 57L171 60H170V57L168 58V56H167V59H168V61L170 60L169 62H171L172 64H174L173 61H175V60L177 61V60H178L177 56H178V57L180 56V57H179V60H180V58H186L185 56H187V58H188L189 54L192 55V54H191L192 49H193L192 53H193L194 50L196 49L195 52H194L193 55H192V56H194V57H192V56L190 57V56H189L190 58L187 60V61H188V64H189V62H190V60H191L192 63L194 62V63H193V66H194V64L200 59L199 57H202V58H203V55H202V54H204V53H205V54H204V62H206V61L209 62V63L206 62V65H208V64H209V65L212 64V66H209V65L206 66L205 63L203 64V62L201 63V61L199 60L201 64H200L199 61H198V65H197V63H196L195 66H194L195 68H198V70H197V69L195 70L194 68H193L194 70L191 68L193 71H192V70H188L189 73H190L191 71H192L193 73H195V71H196L195 75L197 74V76H195V75H194V76L197 77V78L193 77L194 79H193L192 81H194V82H191V81H190V82H188V84H186V89H187L188 92H189V94H186V95H188V96H192V93H193V92L199 91V92L201 93L200 95H202V93L205 94L206 96L209 95V97H210V98H213L217 103H222V104H225L226 106H227V104H230V103L232 102V100H236V101L239 100V101H240V99L242 98L243 100H241V102H244V103H247V104H248V105H247V104L245 105V106L247 107V109H248V110H247V113H248V114H251V112H254L255 114H260V113H261V114H262V117L264 118V108H263V105H264V104H263V103H264V90H263V89H264V86H263V85H264V77H263V76H264V75H263V74H264V65H263V64H264V63H263V62H264V54H263V53H264V51L262 50V48H264V45H263V43H262V42H264V41H262V38L264 37V35H263V34H262V35H259V34L263 33L262 31H264V30H263V29H264V26H263V25H264V24H263V21H264V11H263V10H264V0H261V1H262L261 3H260V0H257V1L255 0L254 4H255V3H256L257 5L259 4L258 6H256V5L253 6L252 1H254V0H251V1H250V0H247V1H249L248 3H246V0H243V1L240 0L241 3H240V1L238 2L237 0H233V1H231V0H230V1H229V0H227V1H225V0H224V1H223V0H221V1H220V0H217V3H216V0H215V1H214V0H206L205 3H206L207 1H210L211 3H214V5L216 4V5L214 6L213 4H211L210 2H208V3H206L208 7H206V4H204V3H198V2L193 3V1H195V0H192V3H190V2H191L190 0H188L187 3H185V2H186V0H185V2L183 3V5H182V3H181L179 0H174L176 4L174 3L173 0H172V1H171V0H167L166 3H165ZM169 1H170V2H169ZM176 1L180 2V3H181L180 6H182V7L186 5V6H185L186 8H184V7L181 8V11H184V10H182V9H185V10H187V12H189V11H190L189 9L191 8V6H193V8H191V9H194V10H195L194 12H196V13H198V14H200L199 11H200V9L202 8L201 5H204L205 7L202 8L201 10L204 9V10H206L207 12H208V10L210 11L211 14H210V13H207V15H209V18H210L209 21L211 20L212 23H210L207 19H206V20L204 19V17H205L204 15H206V12L203 10V11L205 12V14H204L203 11H201V16H202V17L200 18L201 20H200V19H198V20L192 19L193 17L190 16L189 19L191 18L190 21H192V22L189 21V23L187 24V27L183 28V30H180L181 27L179 26V24L182 25V23H181L182 21L180 20V17H181V19H183L182 17H185V15L187 16V12L185 11V12H184L185 14L183 15V12L178 11V10L180 9V7H178V4H177L178 2H176ZM181 1H182V0H181ZM197 1H198V0H197ZM200 1H201V0H199V2H200ZM203 1H204V0H202L201 2H203ZM213 1H214V2H213ZM218 1L221 2V5H223L225 2H226V4H227V5L224 4V5L222 6V7H224V8H223V12L221 11L222 7H220L221 5H220V2H218ZM222 1H223L224 3H222ZM162 2H163V5H162ZM188 2H189V3H188ZM236 2H237L238 5L235 4ZM168 3H169V4H168ZM171 3L175 4V5H173V6L179 8V9L176 8V11H178V12H176V11L173 12L172 5L170 6ZM196 3H198V4L195 6L194 4H196ZM209 3H210L212 6H214V9H211L212 7H211L210 5H208ZM230 3H233L234 5H233V4H230ZM242 3H243V4H242ZM250 3H251V6L248 7V4L250 5ZM164 4H165V6H164ZM167 4H168L170 7H169V6L167 7V6H166ZM184 4H185V5H184ZM187 4H188V5H187ZM217 4H218V5H217ZM240 4H241V5H240ZM260 4H261V5L263 4V5H262V8H261L262 10L259 9ZM198 5H199V8H200V9H198L199 11L196 9V8L198 7ZM219 5H220V6H219ZM162 6H163V7H162ZM187 6H188V8H187ZM194 6H195V7H194ZM226 6H228V7H226ZM231 6H232V7H231ZM234 6H235V7H234ZM155 7L158 8V9H159V8H162V9H163V10L161 9L162 12H160V9L157 10ZM175 7H174V9H175ZM209 7H211V8H209ZM218 7H219V9H218ZM241 7H242V8H245V10L242 9ZM252 7H253V8H252ZM150 8H151V10H150ZM164 8H167L168 11H167L166 9H164ZM205 8H206V9H205ZM207 8H209V9H207ZM215 8H217V9H215ZM225 8H226V9H225ZM240 8H241V9H240ZM257 8H258L259 10H258ZM177 9H178V10H177ZM224 9H225V12H226L227 17H226V15H225ZM154 10H157V11L155 12ZM211 10H212V11H211ZM217 10H219L220 12L218 13ZM237 10H239V11H237ZM240 10H241V11H240ZM256 10L260 11L261 14L258 13V11H256ZM163 11H164V13H165V16L167 15L166 17L164 16V18H163ZM166 11L170 14L169 16H168V13L166 14ZM169 11H170V12H169ZM171 11H172L173 13H172ZM216 11H217V13H216ZM230 11H232V12H230ZM242 11H243V13H246V12L248 13V11L251 12L252 15H251V14H248V15L254 17V19H253L252 17H250V16L248 17L247 13H246V14H243ZM153 12H155V13L158 12L159 14L157 13L158 15H156V14H154ZM180 12H181L182 16L179 15ZM239 12H240V13H239ZM252 12H253V13L255 12V13H254L255 16H254V14H253ZM262 12H263V13H262ZM160 13H161L162 15H161ZM176 13L178 14V16H177ZM202 13H203L204 15H202ZM227 13H228V14H227ZM232 13H233V14H232ZM238 13H239V14H242V15H240V16H243L244 18H245V17H246V18L244 19L243 17H240V16H239L240 18L237 17V15H239ZM256 13H258V14H256ZM171 14H172V15H171ZM189 14H190V12H189ZM214 14H217V15L215 16ZM218 14H219V15H218ZM220 14H221V16H220ZM223 14H224V15H223ZM231 14H232V15H231ZM154 15H155V16H159V17H155ZM160 15H161L162 17H160ZM174 15H176L177 17H179V16H180V17H179V18H177V17L175 18ZM190 15H191V14H190ZM207 15H206V18H208ZM213 15H214V17L211 18ZM228 15H231L232 18H231V16H228ZM245 15H246V16H245ZM257 15H260V17H263V19L260 18V17L257 16ZM261 15H262V16H261ZM217 16H218V18L223 17L224 20H223V23H222V24H220V23H221L220 21H218V23H217V21H216V24H215V25H216V28H215V26H214L213 24L215 23V18H216ZM235 17H237V18H235ZM247 17H248V18H247ZM258 17H259V19H257ZM165 18H167V19H165ZM225 18H226V19L229 18V19L226 20ZM234 18H235V19H238V18H239L240 20H239V19H238V20L241 21V22H243V23L239 22L238 20H237L238 22L235 21V20H234L235 22H233L232 19H234ZM242 18H243V20H242ZM250 18L253 19V20H250ZM156 19H157V20H156ZM160 19H162V20H160ZM164 19L166 20L165 22H166V23H169L170 26H172V27H168V24H166V23L164 22ZM170 19H171V20H170ZM174 19H175V20H174ZM176 19H177V20H176ZM212 19H214V20L212 21ZM230 19H231L232 22L229 21ZM260 19H261V20H260ZM159 20L161 21V23H159L160 25L158 24V22H160ZM179 20H180V21H179ZM202 20H205V21L202 22ZM218 20H219V19H218ZM225 20H226V21H225ZM244 20H246V21H247V20H248V21L250 20V21H249L250 23H248V21H247L248 24L245 22V23L247 24V25H246V24H244ZM256 20H257V21H256ZM259 20H260V22L262 23V26H261V23L259 22ZM195 21H197V22H195ZM200 21H201V23H202L203 25L200 24ZM221 21H222V20H221ZM163 22H164V24H163ZM170 22H171V23H170ZM193 22H195V23H193ZM204 22H205V23H204ZM207 22H208V23H207ZM213 22H214V23H213ZM224 22H225V23H224ZM253 22H254V23H253ZM174 23H176V24L178 23V24L175 26ZM196 23H198L197 26H196ZM209 23H210V24H209ZM227 23H228V25H227ZM230 23H231V24L234 23V24H232V26H231ZM235 23H237V24L240 23V24H238V25H239V28H238V25L235 24ZM252 23H253V24H252ZM257 23H258V25H256ZM241 24H242V26H240ZM243 24H244V25H243ZM250 24H251L253 27H252ZM155 25H154L153 27H155ZM192 25H193V26H192ZM198 25H199V27H198ZM208 25H209V28L207 27ZM217 25L219 26V28L217 27ZM236 25H237V26H236ZM161 26H160V27H161ZM203 26H204V29H202ZM205 26H206L207 28H206ZM210 26H212V27H210ZM229 26H230V28H229ZM244 26H246V27H244ZM248 26H249V27H248ZM173 27H174V29H175V27H176V29L174 30ZM177 27H180L178 31H176V30H177ZM194 27H196V28H194ZM197 27H198V29L200 30V32L198 31ZM213 27H214V29H212ZM251 27H252V28H255L256 30H255V29L252 30ZM167 28H166V29H167ZM189 28H190V29H189ZM205 28H206L207 30H206ZM220 28H221V29H220ZM233 28H234V29H237V30H233ZM247 28H248V29H247ZM181 29H182V28H181ZM185 29H187V30H185ZM192 29H193V30H192ZM194 29H195V30H194ZM222 29H223V30H222ZM229 29H230V30H229ZM231 29H232V31H234V32H232ZM241 29H242V30H241ZM250 29H251V32H249ZM257 29H258V31H259V29H261V30H260V33H258ZM173 30H174L175 32H174ZM188 30H189V31H188ZM202 30H204V33H201ZM205 30H206V31H205ZM208 30H209V31H210V30L213 31V33H212V32H208ZM214 30H215V31H214ZM220 30H222V31H220ZM239 30H241V31H239ZM244 30H249V31H247V32H248V33H247V32H245ZM254 30L257 31V32H255ZM170 31L174 32V33H175L174 35H177V36H174V37H173V34H172V32H170ZM183 31H185V33H184ZM186 31H187L188 33H187ZM194 31H195V32H194ZM216 31H217V32H216ZM218 31H219V32H218ZM236 31H237V32H236ZM242 31H243V32H242ZM177 32H182L181 34H183V37H184V36H187V37H184V38H183V37L180 35V33L178 34ZM189 32H190L191 34H190ZM222 32L225 33V34L220 35ZM244 32H245V33H244ZM254 32H255V33H258L259 36H258L257 34H253V35H257L258 37H257V36H253L254 38L251 37V36H252V33H254ZM167 33H168V34L170 33V34L168 35ZM186 33H187V34H186ZM194 33H197L199 36H198L197 34H194ZM211 33H212L213 35H212ZM231 33H232V34H231ZM233 33H234V35H233ZM236 33H238V34L241 33V35L238 36ZM246 33L248 34L249 37H251V39L248 38V36L246 35ZM250 33H251V35H249ZM200 34H202V35H200ZM209 34L211 35V37H210ZM228 34H229V36H227ZM244 34L246 35V37L243 36L242 39H240L241 36L244 35ZM165 35H168V36H166V40H167L166 42H168V43H165V37H164ZM189 35H190V36H189ZM192 35H193V37H191ZM196 35H197V36H196ZM235 35H236V36H235ZM188 36L191 37V38H193V40L195 39V42H194V41H191V40L187 41L188 38H189ZM194 36H195L196 38H194ZM201 36H202V37H201ZM207 36L210 37V38H208L209 40L207 39ZM230 36H232V38H230ZM162 37L164 38V40L162 39ZM168 37H169V38H168ZM177 37H179L180 40H179V38H177ZM181 37H182V39H181ZM212 37H213L215 40H214ZM216 37H217V38H216ZM225 37L230 38L229 41H228L229 43L226 42V41H227L226 39H228V38H225ZM261 37H262V38H261ZM191 38H190V39H191ZM199 38H200V39H199ZM201 38H202L203 40H202ZM218 38H219V39H218ZM222 38H223V40L221 41ZM234 38H235V39H234ZM252 38H253V39H252ZM256 38H257V40H258L260 43L257 42ZM170 39H171V40H170ZM177 39H178V40H177ZM198 39H199V40H198ZM206 39L209 41V43H208V41H206ZM216 39H217L218 42H219V40H220L219 44L221 43V46H219V44H218V42L216 41ZM224 39H225V41H224ZM233 39H234V40H233ZM245 39H246V42H247V41L249 42L248 44L244 41ZM259 39H260V40H259ZM169 40H170V41H169ZM181 40H184V41L186 40V41L189 42V43H185L184 41L182 42ZM196 40H197V41H200V42L196 43V42H197ZM201 40H202V41H201ZM211 40H212V41H211ZM213 40L216 41V42H214ZM230 40H231V41H230ZM232 40H233V41H232ZM236 40H242V42L244 43V45H243V43H241V41H236ZM252 40H253V42H252ZM254 40H256V41H254ZM263 40H264V39H263ZM163 41H164V42H163ZM179 41H180V42H179ZM250 41H251V42H250ZM261 41H262V42H261ZM201 42H202V43H201ZM210 42H212V43H213L215 46H217V47H215V46H214L213 44H211ZM239 42H240V44H241L243 47H241V45H239ZM254 42H256V43H254ZM164 43H165V44H164ZM181 43H185V44H184L185 46H184L183 44H181ZM190 43H192V44H190ZM194 43H195V44H194ZM199 43H200V44H199ZM203 43H205V45H204ZM215 43H217V45H216ZM223 43H224V44H223ZM225 43H226V45H225ZM236 43H237V44H236ZM252 43H254V44H252ZM258 43H259V44H258ZM189 44H190V45H189ZM198 44H199V46H198ZM201 44H203L204 46L201 45ZM249 44H250V45H249ZM256 44L259 45V46L257 45L258 48H257V46H255ZM161 45H160V46H161ZM186 45H188V46H186ZM192 45H193V47H192ZM194 45H195V47H197V46H198L199 48L201 47L202 50L199 51L198 47L195 48ZM196 45H197V46H196ZM210 45H211V46H210ZM212 45H213V46H212ZM233 45L236 46V47H235V50H237V49H236V48H237V45L241 47V48L239 47L238 50H239V51H243L244 57L241 56V55L239 56V52L237 53L238 50H237L236 52H235V50H234V52H235L234 57L236 56V53H237V56H238V57L236 56V61H235V58L232 56V54L234 53V52L232 51V49H234ZM248 45H249L250 47H249ZM252 45H253L254 47H252ZM262 45H263V46H262ZM162 46H161V47H162ZM244 46H245V47H244ZM260 46H261V47H260ZM171 47H173V48H171ZM188 47H189V48H190V47L192 48V49H191V48L188 49V50H190V52L186 49V48H188ZM203 47H204L205 49H207L208 51L205 50V49H203ZM214 47H215V48H214ZM229 47H230V49H231V48H232V49L230 50ZM247 47H248V49L251 48V47H252V48H251V50H247ZM166 48H168V49H166ZM177 48H178V49H177ZM194 48H195V49H194ZM210 48H211L212 50H213V49H214V50L212 51ZM220 48H221V49H220ZM242 48L245 49V50H247V52H246L245 50H243ZM169 49H170V50H169ZM175 49H176V50H175ZM216 49H217V50H219V49L221 50V51L219 50L221 56L219 55V53H217L218 51H215ZM227 49H229V50L232 51L233 53L230 52V51L227 50ZM240 49H241V50H240ZM259 49H260V50H259ZM168 50H169L170 52H169ZM177 50H178L179 52H180V50H181V53L177 52V53H176L177 55H175L174 52H176ZM182 50H186V51H183L184 54L186 53L185 55H181V54H183V53H182ZM197 50H198V51H197ZM209 50H210V54H211L212 52L215 51L214 53H216V54L219 55L220 57H223V60H222V62H221L222 64L225 65V63L228 61L229 63H227L226 65L230 64V65L233 66V67L228 66V67H230V68H227L226 65H225V66L221 65V63H220L219 61H220L222 58H220L219 56H217V55L214 54V53H212L211 55H209ZM222 50H223V51L225 50V51L223 52ZM187 51H188V52H187ZM196 51H197V52H196ZM211 51H212V52H211ZM171 52H173V53H171ZM201 52H202V53H201ZM228 52H229V54H230V53H231V54L229 55ZM244 52H246L247 54L244 53ZM248 52H251V53H248ZM187 53H189V54H187ZM195 53H196V54H195ZM198 53H199V55H198ZM200 53H201V54H200ZM221 53H222V54H221ZM167 54H166V55H167ZM207 54H208V55H207ZM240 54H242V53H240ZM245 54H246V56H245ZM248 54H249V55H248ZM259 54H260V55L262 54V55L260 56ZM196 55L199 56V57H197ZM206 55L208 56V57H206L207 59L211 57V58H210L211 61H210L209 59H208L209 61L205 59V56H206ZM214 55H215V57H216L217 59H216L215 57H212V56H214ZM222 55H223V56H222ZM226 55H227V57H226ZM228 55H229V57H228ZM247 55H248V56H247ZM224 56H225L226 58H225ZM230 56H231V57H230ZM254 56H255V57H254ZM173 57H174V59H173ZM175 57H176V58H175ZM239 57H240V58H239ZM248 57H249V58H248ZM251 57H252V58H251ZM191 58H195L194 61H193V59H191ZM202 58H201V60H202ZM212 58H213L214 60H218V59H219V60L213 62L214 60L212 61ZM229 58H230V59H229ZM231 58H232L233 60H232ZM247 58H248V59H247ZM254 58H256V59H254ZM258 58H259V59H258ZM172 59H173V60H172ZM196 59H197V60H196ZM224 59H225L226 62L224 61ZM226 59H227V60H226ZM228 59H229V60H228ZM242 59H244V60H242ZM251 59H252V60H251ZM241 60H242V61H241ZM260 60H261V61H260ZM230 61H231V62H230ZM238 61H241V62L239 63ZM191 62H190V65L192 64ZM217 62L220 64L219 67H218V66L214 67V65H218ZM236 62H237L238 64H237ZM255 62H256V63H255ZM257 62H258V63H257ZM259 62H260V63H259ZM214 63H216V64H214ZM231 63H233V64H231ZM250 63H251V64H250ZM235 64H237L238 66H237V65L234 66ZM239 64H240V65H239ZM248 64H249V65H248ZM256 64H257V65H256ZM199 65H202V66L204 65V67H203L204 69H203L201 66L199 67ZM191 66H192V65H191ZM222 66H223V68H222ZM239 66H241L242 68H245L246 66H247L248 68L250 67V70L246 67V68H247V71L249 70L248 72H250L251 70H253V69L256 68V69H257V72H259V73H257L258 75H257V74H254V73H248V72L246 71V69H245V71L248 73V75L251 74V75H250L251 77H250V76H248V77L252 78L253 75H255V76H257V77L254 76V78H256V79H254V80H253V79L250 80V78H248V81H247V80H246V79H247V73H246L242 68H241V69H242V71H241V69H240ZM208 67H210V68H208ZM212 67H213V69H212ZM253 67H255V68H253ZM199 68H200L201 70H199ZM214 68H215V69H214ZM218 68L221 69L222 71H225V69H226V71L224 72L225 75H224V73H222V71H219ZM224 68H225V69H224ZM234 68H235V69H234ZM251 68H253V69H251ZM208 69H209V70H208ZM230 69H232V72H230V71H231ZM212 70H213L214 72H215V71L217 72V70H218V73H219V72H220V73L218 74V76H216V74L213 75L214 72H212ZM236 70H239L240 72H238V71L235 72ZM233 71H234V72H233ZM192 72L189 74V76L192 75ZM200 72L203 73L204 75L201 74ZM216 72H215V73H216ZM228 72H230L231 75H230ZM242 72H243V73H242ZM244 72H245L246 74H245ZM251 72H256V70H253V71H251ZM232 73H233V74H232ZM239 73H240V74H239ZM198 74L201 75L200 78H199L200 75L198 76ZM205 74H206V75H205ZM220 74H221V75H220ZM227 74H229V75H227ZM241 74H242V78L240 79ZM244 74H245L246 76H245ZM252 74H253V75H252ZM202 75H203V76H202ZM211 75H212V76H211ZM219 75H220V76H219ZM237 75H238V76L240 75V76L238 77ZM259 75H260V77H258ZM189 76H188V77H189ZM224 76H225V77H224ZM226 76H227V77L230 76V77L227 78ZM231 76H232V77H231ZM234 76H235V77H234ZM261 76H262V77H261ZM190 77H191V76H190ZM202 77H205V79L202 78ZM210 77H211V78H210ZM219 77H220V78L223 77V78L220 79ZM243 77H244V78H243ZM208 78H209V79H208ZM257 78H259V79L257 80ZM198 79H200V80H198ZM203 79H204V80H203ZM216 79H217V81H216ZM223 79H224V80L226 79V80H228V81H226V80L224 81ZM236 79H238V81L240 80L241 83H239L238 81H236ZM243 79H244V80H243ZM196 80H197V81H196ZM221 80H223L224 83H223ZM233 80H234V82H233V84H232V81H233ZM198 81H199L200 83L202 82L201 85H200V83H198ZM203 81H204V83H203ZM218 81H219L220 83H222V85H220V83H219ZM230 81H231V82H230ZM246 81H247V82H246ZM249 81H252V83H254L255 81H256V82L259 81V82L254 83V84H252V83L250 82V84H249V83H248ZM260 81H261V82H260ZM213 82H214V83H213ZM244 82H245V83H244ZM262 82H263V83H262ZM191 83L193 84V86L191 85ZM207 83H208L209 85H208ZM216 83H217V85H216ZM227 83H229V84H227ZM236 83H237V84H236ZM243 83H244V84H243ZM204 84H205V85H204ZM210 84H211V85H210ZM230 84H231V85H230ZM255 84H256V85H255ZM258 84H259V85H258ZM235 85H236V86H235ZM241 85H243V86L245 85V86L242 88ZM247 85H248V86H247ZM249 85H250V86H249ZM163 86H164L163 89L167 92V88H165V87H166L165 84H164ZM163 86L160 87V92H161V93H164V91L162 90V87H163ZM196 86H197V87H196ZM217 86H218V88H217ZM239 86H240V87H239ZM262 86H263V87H262ZM190 87H191V88H190ZM209 87H210V88H209ZM211 87H212V88H211ZM221 87H223L224 89L221 88ZM232 87H235V88H237V89H234V88H232ZM251 87H252V88H251ZM259 87H260V88H259ZM188 88H189V89H188ZM195 88H196V90H194ZM204 88H205V89H204ZM215 88H216V89H215ZM240 88H241L242 90H241ZM217 89H218V90H217ZM228 89H229L230 91H229ZM249 89H250L251 91H250ZM187 90H185V91H187ZM201 90H202V91H201ZM203 90H204V91H203ZM208 90H209V91H208ZM212 90H213V91H212ZM214 90H215V91H214ZM224 90H225V92H224ZM234 90H235V91H234ZM207 91H208V92H207ZM210 91H211L212 93H211ZM242 91H244V92H242ZM166 92L164 93V95H166V96H165V99L163 100V98H162L161 101H160L161 98L155 99V100H154V101H155V104H160V103H162V101H166V100H167L168 102L171 101L170 98H169V97H171V95H172L171 98H173L174 95H175V97L177 96L176 98L173 99V100H177L178 95H176L175 93H172V92H170V93H172V94H170V93H168V92L166 93ZM190 92H191V93H190ZM219 92H221V93H220L221 97L219 96ZM236 92H237V93H236ZM241 92H242L243 94H242ZM257 92H258V94H257ZM259 92L262 93V94H259ZM186 93H187V92H186ZM169 94H170V95H169ZM234 94H235V95L237 94V95L235 96ZM245 94H247V95H245ZM167 95H168V96H167ZM257 95H258V96H257ZM162 96H163V95H162ZM203 96H204V95H203ZM227 96H229V97H227ZM230 96H231V97H230ZM240 96H241V98H240ZM163 97H164V96H163ZM235 97H236V98H235ZM248 97H249V98H248ZM250 97H251V98H250ZM259 97H260V98H259ZM261 97H262V98H261ZM168 98H169V100H168ZM224 98H225V99H224ZM238 98H239V99H238ZM252 98H253V99H252ZM258 98H259L260 100H259ZM244 99H245V100H244ZM173 100H172V101H173ZM183 100H184V98H182V101H183ZM219 100H220L221 102H219ZM248 100H250V101H248ZM157 101H160V102H157ZM180 101H181V99L178 101L177 104H180V105H181V104L183 103L182 101H181V103H179ZM230 101H231V102H230ZM247 101H248V102H247ZM251 101H252V102H251ZM253 101H255V103H254ZM185 102H186V101H185ZM185 102H184V103H185ZM223 102H224V103H223ZM241 102H240V103H241ZM261 102H262V103H261ZM151 103H153V102H151ZM184 103L182 104L183 106H187V105H188V102L185 103L186 105H185ZM222 104H219V105H221L222 107L225 106V105H222ZM238 104H239V102H238ZM262 104H263V105H262ZM242 105H244V104H242ZM183 106H182V107H183ZM250 107H251V108H250ZM184 108H185V107H184ZM189 108H190V109H189ZM186 109H187L188 111H189V110L191 111V112L189 111L190 113H187V115H186V116H189V118H188V117H184L182 114H181L180 118L183 117V119H189V120H190L191 117L194 115V113H195L194 111H195V110H191V109H192L191 107H187ZM218 110H219V109H217V111H218ZM252 110H254V111H252ZM258 110H259V111H258ZM197 111H198V109H197ZM221 111H222V110H221ZM260 111H262L263 113L260 112ZM193 112H194V113H193ZM218 112H219V111H218ZM223 112H224V111H222L221 113L219 112L220 115H221V114L224 115L225 113H223ZM205 113H206V112H205ZM210 113L213 114V112H207L206 115H208L210 118H212V116H211ZM216 113H217V112H215V114H216ZM219 113H217L218 116H219ZM248 114H247V115H248ZM222 115H221V116H222ZM218 116H217V115H216V116L213 115L214 120L211 119V120H213V122H215V120L218 121V123L216 122V123H217V124H216L217 126H215V123L212 122L211 126L214 125V127H211L212 129H214V128H218V127L221 125V124H219V123H220V122L222 123V122L225 120V118H226L225 115L222 116V117H218ZM223 117H225L224 120L222 119ZM207 118H208V117H207ZM217 118H220V120H222V121H220V120L217 119ZM241 118H242V116H241ZM165 119H166V118H165ZM183 119L181 118V119H180L181 121H180V120L177 121L176 119H174V120H176V121H173V120H169V119H168L169 122H170L171 124L168 122V120H167V123L165 122L166 124L164 123V124H165V125H164V129H166V130L171 129V130H172V128H173L175 132H173V130H172V131L168 130V132H169V133H168L166 130L163 131V129H160V130H161V131H160V130H158L159 128H157L156 131L154 132L155 134H154V133L151 134V135H153V136H150V138L153 137V138H151V139H153V141H152L153 143L156 142V143H154V144H157V145H154L156 148L161 147V145H162V148H159V150H158L159 154H158V152H157V154H156V150H157V149L154 150V148H153V151H154L155 154H154V153H153V154H148L149 157L146 155V156H147L146 158L148 159V161L150 160V164H152V163H151L152 160H153V162H154V160H155V162L157 163V161H158V162H160L161 160H162V161H165L164 159H166V162H169V161L171 160L172 162H171V161H170V162H171V164H173V165H174L173 161H174V162L176 161L175 164H177V165H178L179 162L181 163V165H183V166H181L180 164H179V166L176 165L175 168H177V169L172 170V172H173V171L175 172L176 170H178V171H177L178 173H179V171L181 170V172H180V173H182V174H181V175H182L181 178H180V173H179V175L176 174V176H175V173H177V172H175V173L173 172V173H174V177H173L174 180H175L176 177H179L180 180L177 178L179 182L177 181V179H176V182H175L174 180L170 181L171 179H170V180H167V179H164V180H163V179H162L163 177L161 178V175H160V174H158V176H157V174H156V178L154 177V179H156L155 182L159 179V180H158L159 183L162 184L161 187H163V186L165 187V186H166V183L168 184V182L170 181L172 184L169 182V184H171V185L168 184V187L171 186V188L173 187V189H174V186L177 185V187L175 186V189H176V188H178V190L181 189L180 191H178V190H177V191L179 192V194L181 193L180 195H181L182 198L179 199V198L177 197L176 199H177L178 201H177V200H174V201H175V204H174V201L172 202L173 204H171V202H170V205H171V206H169V207H166V206H165V205H168L167 203H169V202H168L169 200H167V197L164 196V195H162V196H164V197L159 196V194H160L159 191H160V190L158 191L159 194H157V191H155V190H157V189L153 190V192L151 191L152 196L156 194L155 196H153V198L150 197L151 195L149 196L150 192H149V194H148L147 192L144 193L145 196H144V195H141V193L138 192V193H140V195H141V197H140V195L137 193V190H135V191L132 192L133 189H132L131 187H130V188H131L132 190L129 188L128 191H126V189H123V188H122V189H120V190H122V192H120V191L118 190L119 188H117V187H118L117 185H119V187H120V184H119V183L124 182V180H121V178H118V176H117V178H114V179H118V181H119V179H120V181H119L118 183L113 182V181L109 182V180H107V179H110V178H111V175L108 177V174H112V178H113V176H114L113 173H115V175H116V173H118V171H117L118 169L121 170L122 167H123V168H126V167H125V166H126L125 163H129V161H128L127 157L125 158V156H124V158H122V162H120L121 164L124 163V166H122V167L120 166L121 164L118 163V162H117V163L114 162L116 165H115L114 163L111 164V165H109V166H108L109 169H108V167H107L106 169L103 168L104 166H102L101 164H98L97 166H95V165H85V166H88V167H89V168L87 169V168H85V166L82 164V167L79 166V167H80V168H79L80 170H75V171H74V174H72V175H74V176L70 177V175H69L70 178H69V177H68V178H69V180L71 179L72 181H71V180L69 181V180H67L66 177H64V179H66L65 181H66V182H67V181L69 182V183L67 182V188H68V190L70 191L68 194H70L71 191L74 190V192L72 191L73 193H71V194H73V195L75 194V195H76V197H73V198H72V199H73V200H72V201H73V204L77 206V208H76V206H74L75 209L78 210L79 208H80V209L82 208V209H81V212H80L79 210L77 211L78 213H81L80 215L78 214V217L80 216V217H79L80 219H81L82 216H83V218L81 219V223H79V224L82 225V224H83L82 222H84V225H85V223L87 222L86 225H85V226H87V227L85 228L84 225L80 226V225L78 224V221H77V225H78L77 228L80 227V230H78V229L76 228L74 236H75V238H78V237H79V238L83 239V241L85 242V245H86V239H84V238H86L87 236H90V238L88 237V239H89L91 242L94 241L93 239H95V238L100 239L102 242L107 241V240L110 241V243H109V242H105V243H107V244L105 245V244L99 242L100 240L98 241L97 239H95V241L97 240V241L100 243L101 247L104 246V247H102V248H104V249L99 248L100 245H99V243H97V242H96V243L93 242V243H91V244L89 243L90 245L94 244V246H95V245L97 244L96 246H99L98 248H97L96 246H95V247L99 250V251H98V254H100L99 257H101L102 259L105 260V261H104L105 264H106V263H107V264H108V263L111 264L112 261H113L114 264H117V262H120V261L122 260V257H124L125 254H126V258H127V257H131V258H129V259L132 260V261L129 262L130 260L127 259V262H128V263H126V259L124 258V259L122 260V261H123V264H137V263H138V264H141V262H142L143 260H147V259H148V258H145V257L147 256V252H149V250L151 249L150 247H153V246H151L152 243H151V241H150V240H152V238L150 237V232H151V231H149V234L146 233L147 235L144 234V233L142 232V233L144 234L143 236L141 235V232H138V231H137V232L140 233V234H138V233L136 232V233H137V236H135V238H134L132 235H130L131 232H130L129 230H131V228H130V226H128V225H130V224H129L130 221H128V220H132V219H134V217H135L134 220H136V219H138V218H139V219L136 220V224H137V225H136V224L134 225V226H136V227H133V225H132V228H133V229H136V230H137V228H138V230L140 229L139 231H141L144 227H145L144 229H146L150 224H149L148 226H147V224H145V222L147 221V219H145V216L148 215V213H147V215H146L145 210L147 211V210L149 209V214H151L150 212H152V211L155 212V210L157 209L156 212L159 211L160 214H161V213H162V209L164 208V206H165L166 208H165L163 211H165V210L170 211V210H168V208H169V209H171V208H172V209H175V205H176L177 211H179V212H185V210L187 209L185 213H186L188 216H189V214H192V216H193V214H194V212L192 211V207H194V208H193L194 211H196V212H200L201 206H198L197 204H195V202H196V201H195L196 198H195V195H194L193 191H194V192H195V191H196V192L199 191L198 193H200L201 191H203V190L200 188L201 186L204 187V190H205V191H207V190L205 189V185H206V184H205V181H204V180L207 179V180L210 181V180H211V177H212V179H213L214 176L217 177V175H213V172H214V174H217V172H216L215 169H213V170H214L213 172H212L210 169H208L209 166L212 165L213 162H208V165H209L208 168H207V166H206L205 164H204V165L202 164L203 166H202V167L199 166V169H198V167L196 166V163H198V162H197V158L194 159V158H193V157H194L193 155L191 156L193 159L190 157L191 152L194 151L195 149H197V146H196L197 143H194V145H195V144H196V145H195L194 147H193V145H192V146H191L192 148H191V147H189V149H186V148H185L186 151H187V153L185 152V155H187V156L184 155V152L181 153V152L179 151V149H177V148H176V150H175V148H173V149H172V148H169V146L166 147V148H168V149L165 148V145H167V144H165V142H166V140H167L168 137H169V138H173V137H174V139L176 140V139L178 138L177 135H178L179 130H180L179 128L184 127V128H182L183 131L186 129V128H185V125H186V123H187L188 121H183ZM262 122L264 123V120H263V119H262ZM176 123H178V124H176ZM179 123L181 124V126H179V125H180ZM182 123H183L184 126L182 125ZM261 124H262V123H261ZM173 125L176 126V127H173ZM222 125H223V123H222ZM165 126H168V127H165ZM178 126H179V127H178ZM171 127H172V128H171ZM262 127H263V129H264V126H262V125L259 127V129H261ZM85 128H86V127H85ZM176 128H178V129H176ZM263 129H262V130H263ZM159 131H160V132H159ZM263 131H264V130H263ZM157 132L160 133V134L158 133L160 136H163L162 134H164V135H166V136H164V138H161V137H159V136L156 137ZM172 132H173V133H172ZM161 133H162V134H161ZM171 133H172V134H171ZM175 133H177V134H176L177 137H176L175 135L173 136V134H175ZM168 134H169V135H168ZM170 134H171L173 137L170 136ZM263 134H264V132H263ZM263 134H262V136H261L262 138H263V136H264ZM102 135H103V134H101V136H102ZM97 136L99 137V134H97ZM101 136H100V138L107 139V140L110 139L109 136L107 137V135H103L102 137H101ZM104 136H105V138H104ZM166 137H167V138H166ZM155 138H159V139H157L159 143H160V138H161L162 141L165 140V141H164V144H161V145L159 146V143H158L157 141H155V140H156ZM165 138H166V139H165ZM184 138H185V141H186L187 137H184ZM154 139H155V140H154ZM176 141H177V140H176ZM178 141H179V140H178ZM180 141H181V140H180ZM185 141H184V142H185ZM179 144H181V143H179ZM182 146H183V145H182ZM163 147H164V150H162ZM195 147H196V148H195ZM190 149H191V150H190ZM193 149H194V150H193ZM160 150H161V151H160ZM171 150H173V151H171ZM188 150H189V151H188ZM198 150H199V149H198ZM79 151H80V150H79ZM163 151H164V152H163ZM165 151H167V152H165ZM169 151H170V152H169ZM190 151H191V152H190ZM160 152H161V153H160ZM168 152H169V157L171 156L170 158L167 157V156H168ZM174 152H175V153H174ZM189 152H190V153H189ZM165 153L167 154V156H166ZM173 153H174V154H173ZM162 154H163V155H162ZM164 154H165V155H164ZM180 154H181V155H180ZM182 154H183V155H182ZM188 154H189V155H188ZM127 155H128V154H127ZM127 155H126V156H127ZM154 155H157V156L160 155V156H161V157H159V159L161 158L160 161L157 159L158 157L155 158ZM177 155H178V156H177ZM234 155H235V154H234ZM59 156H60V155H59ZM79 156H80V155H78V154H77V156H76V153H75V156H74V157H70V158H71V160H73V158H74V160H75V159H77ZM152 156H154V157H152ZM163 156H164L165 158H164ZM172 156H173L174 158H173ZM182 156H183V157H182ZM188 156H189V157H188ZM62 157H63V160H61V161H63V162H60V158H59V164H60V165H59V171H61V172H59V174H62V175H63V174H65L66 172L63 171L64 168L62 169L61 167H66L65 164H69V162H72V161H70V160L68 159V161H69V162H68V161L65 159V158H67L66 156H62ZM75 157H76V158H75ZM150 157H152V158H150ZM177 157H178V158L180 157L181 159H180V158L178 159ZM68 158H69V157H68ZM171 158H172V159H171ZM185 158H186V159H185ZM189 158H190L191 160H188ZM123 159H124V160H123ZM151 159H152V160H151ZM177 159H178V160H177ZM182 159H183V160H182ZM74 160H73V161H74ZM80 160L83 161L82 159H80ZM186 160H187V161H186ZM193 160H194V162H195V160H196L195 164L192 162ZM230 160H233V159H230ZM81 161H80V162H81ZM124 161H125V162H124ZM127 161H128V162H127ZM181 161H182V162H181ZM183 161L186 162L187 164L184 163ZM65 162H66V163H65ZM76 162H77V161H76ZM80 162H79V163H80ZM166 162H164V163H166ZM177 162H178V163H177ZM189 162H190V164H193V165H195V166L193 167V165H192V166L189 165V168H188L187 166H188V163H189ZM74 163H75V161H74ZM185 164H186V167L183 168V167L185 166ZM62 165H63V166H62ZM80 165H81V164H80ZM100 165L102 166V168H101ZM114 165H115V166H114ZM117 165H119L120 167L117 166ZM127 165H128V164H127ZM145 165H147V164H145ZM197 165H198V164H197ZM60 166H61V167H60ZM92 166H95V167L92 168ZM110 166H111V167L114 166V167L110 168ZM147 166H148V167H147ZM147 166H145V167H147V169H149V174H150V170H151V169H150V166H151V165H147ZM174 166H175V165H174ZM190 166H191V167H190ZM204 166H205V167H204ZM98 167H100L101 169L98 170ZM115 167H116V168L118 167V168L116 169ZM180 167H181V169H180ZM192 167H193V169L196 167L195 169L198 170V171L196 172L198 175H197V174L195 175V171H196V170H194V172H193L194 174L191 173L193 176H191V174L188 175L189 172L191 171L190 169H192ZM82 168H83V169H82ZM114 168L116 169V172H115V170H114L113 172H111V173L108 172V171L113 170ZM120 168H121V169H120ZM182 168H183L185 171H184V170L182 171ZM187 168H188L189 170H187ZM200 168H201V169L203 168L202 171H201ZM204 168H205V169H204ZM206 168H207V169H206ZM81 169H82V170H81ZM85 169H87V170L85 171ZM94 169H95V170H94ZM110 169H111V170H110ZM147 169H145V170H147ZM158 169H159V167H158ZM88 170H89V171H88ZM91 170H92V172H91ZM103 170H104L105 172H103ZM106 170H107V171H106ZM156 170H157V169H156ZM204 170H205L206 172H204ZM209 170H210V171H209ZM79 171H80V172H79ZM98 171H99V172L101 171V172L99 173ZM121 171H122V170H121ZM157 171L159 172V170H157ZM200 171H201V172H200ZM207 171H208V172H207ZM106 172H107L108 174H107ZM158 172L155 171V173H158ZM184 172H185V173H184ZM186 172H187V173H186ZM191 172H192V171H191ZM210 172H212V174H211ZM215 172H216V173H215ZM77 173H78V174H77ZM79 173H80V174H79ZM93 173H95V174H93ZM102 173H104V174H102ZM105 173H106V174H105ZM142 173H144V172H142ZM142 173L140 172V175H141ZM146 173H147V171H146ZM146 173L142 174V176L144 175V176H143L144 179L141 178V177H140V178H141V179H140V178L138 177L139 180H141V181L143 180V181L141 182L142 184H144V183H145L146 181H148V180H149V181H153V178H151V180H150V178L148 177V174L146 175L147 177L145 176ZM155 173L152 174L151 177L155 176ZM159 173H161V172H159ZM204 173H205V174H204ZM208 173H209L210 175H208ZM75 174H77V175H75ZM101 174L104 175L103 177H105L106 175H107V176H106L105 178H100V177H102ZM206 174L209 176V178H208V176H207ZM97 175H98V176H97ZM138 175H139V174H138ZM138 175H137V176H138ZM183 175H185V176H183ZM186 175H187L188 177H191L192 179H195L194 177L197 176L196 179L200 182V184L198 183V181H195L196 183L194 182V184H193V182H192L193 180L190 179V178H189V179H190V180H189L188 177L186 178ZM194 175H195V176H194ZM201 175H202V178H201ZM211 175H212V176H211ZM63 176H64V175H63ZM159 176H160V177H159ZM204 176H206V177H204ZM210 176H211V177H210ZM85 177H86V178H85ZM92 177H93V179H92ZM98 177H99V179H98ZM114 177H115V176H114ZM145 177H146V178H145ZM158 177H159V178H158ZM164 177H165V176H164ZM183 177H184L185 179L189 180L190 182H192V184H193L194 186L191 185V183H188L187 180H186V181H182V179H184ZM215 177H214V178H215ZM79 178H80L82 181H81ZM87 178H88V179H87ZM106 178H107V179H106ZM160 178H161V181H162V182L164 181L163 183H165V184H163V183L160 181ZM198 178H200L201 180L198 179ZM75 179H76V180H75ZM102 179H103V182H105L104 179L107 180V182H106V183H103L102 181H100V180H102ZM138 179H137V180H138ZM146 179H148V180H146ZM185 179H184V180H185ZM196 179H195V180H196ZM203 179H204V180H203ZM91 180H92V181H91ZM97 180H98V182H97ZM139 180H138V181H139ZM166 180H167V181H166ZM191 180H192V181H191ZM207 180H206V181H207ZM213 180L216 181L215 179H213ZM85 181H86V182H85ZM88 181H90V182H89L90 184L88 183ZM94 181H96V184H98V185H99V184H104V185H101V187H100V185H99V187H98V186L94 183ZM99 181H100V182H99ZM180 181H181V183H183L182 185H184V183H186V184L188 183V184L190 185V188H192V189L190 190V188L188 187L189 185H186V186H187L188 189H189L190 191H192V192H190V191L188 192V189H186V191H187V192H186V191L184 190V189L186 188V186H185V188H184V186H182V188H184V189L180 188V187H181V183H180ZM201 181H204V182L202 183L203 185H201ZM214 181L211 180V182H214ZM71 182H73V183H71ZM81 182H82V183H81ZM143 182H144V183H143ZM85 183H86V185H85ZM87 183H88V184H87ZM115 183H116V184H115ZM141 183H140V184H141ZM146 183H147V182H146ZM175 183H176V184H175ZM177 183H179L180 186H179V184H177ZM197 183H198V185H200V186H197V185H196V187L200 188L201 190H199L198 188H195V184H197ZM206 183L208 184V182H206ZM68 184H69V185H68ZM72 184H73L74 186H73ZM81 184H82V186H83L84 188H87V187L89 188V192H90V195H91V196H92V195L94 196V192H95V196H94L93 199H92V197L89 196L88 189H85V191H84V189L81 188V187H82ZM91 184H92V185H91ZM105 184H106V186H105ZM161 184H160V185H161ZM173 184H174V185H173ZM79 185H80L81 187H80ZM109 185H110V186L113 185V186H111V188L114 187L115 189H116V188H117V189H116V190H111L110 193H109V195L107 194V193L109 192L107 189H106V190H107L108 192H107L106 190H104L105 192H103V193H102V190H101V192H100V188H102V189H103V188H109V187H110ZM89 186H91V187H89ZM92 186H93V187H92ZM94 186L96 187V189L98 188L99 191L96 190V189L94 188ZM107 186H109V187H107ZM116 186H117V187H116ZM192 186L194 187V189H193ZM69 187H70V188H69ZM71 187H72V188H71ZM73 188L76 189L77 194H76L75 189H73ZM80 188L83 190V192L81 191ZM90 188H92V189H90ZM93 188H94V189H93ZM111 188H110V189H111ZM120 188H121V187H120ZM179 188H180V189H179ZM71 189H72V190H71ZM86 190H87V191H86ZM92 190H93V192H91ZM117 190H118L119 192H118ZM124 190H125V191H124ZM235 190H236V191H235ZM235 190L233 189L232 191H233V192L235 191L234 193H236V192L238 193V191H237L238 189H235ZM80 191H81L82 193H81ZM112 191H113V192H116V193L118 192V194L121 193V194H119V195H121V196H123V197L120 198V197H118L119 195L116 194V196H117V199H116L115 193H112ZM154 191H155V192H154ZM182 191H184V192L182 193ZM127 192H128L129 194H128ZM134 192H135V194H134ZM185 192H186V193H185ZM196 192H195V194L197 195ZM79 193H80V194H79ZM84 193H85L86 195H84ZM123 193H124L125 196L123 195ZM130 193H131V194H134V199L131 198L132 201L130 200V197H131V196L133 197V195H131ZM136 193H137V194H136ZM153 193H154V194H153ZM187 193H188V194H187ZM190 193H192V194H190ZM216 193H217V192H216ZM237 193H236V194H237ZM96 194H98V195L101 194V195H100L99 197H96V196H98V195H96ZM104 194H105V195L107 194V197H105ZM112 194H113V196L115 197V199L112 198V197H113ZM126 194H127V196H126ZM219 194H222V193H217V195H215V197H220L221 200H218V201H221V203H222V202H224V201H222V200H223V197H222L223 194H222V195H219ZM238 194H239V193H238ZM75 195H74V196H75ZM87 195H88V196H87ZM147 195L150 197L149 199H150V201H151V202H150L149 199H148L147 202L151 203L150 205H151L153 208H152L150 205H148L149 203H148V204H146L147 202L145 203V197L147 198V197H148ZM160 195H161V194H160ZM184 195H185V196H184ZM191 195H194V197L192 196V199H190V198H191ZM86 196H87V197H86ZM102 196H103V197H102ZM111 196H112V197H111ZM136 196H138L139 198L136 197ZM142 196H143V197H142ZM156 196H159V198H160L159 200H163V199H164L165 202H164V201H161V202H162V203H161V202L158 200V197L156 198ZM78 197H79V198H78ZM88 197H90V198H88ZM110 197H111V198H110ZM124 197H125L126 200H128V199L126 198V197H128L129 200H130V202H132V204H134V205H132V204L129 202V205H131V206H129V205H125V204L122 206V203L125 202V201H123V200H125ZM189 197H190V198H189ZM235 197H236V195H235ZM235 197H234V198H235ZM237 197H238V195H237ZM74 198H75V199H74ZM81 198H83L84 201L86 202L85 205H84V204L81 205L82 202H79V201H82V200H83V199H81ZM87 198H88L90 201H89ZM95 198H96V199H97V198H100V201H99V199L96 200ZM101 198H102V200H101ZM104 198H105V199H104ZM143 198H144V199H143ZM234 198H233V199H234ZM86 199H87L88 201H87ZM91 199H92L93 201H92ZM94 199H95V200H94ZM107 199H108V200H107ZM111 199H112V200H111ZM140 199H143V200H144L143 204H142V201H143V200H140ZM155 199H157L158 201H156ZM184 199L186 200V203L184 202V201H185ZM188 199H189V200H192V201H190L191 203L188 202ZM218 199H219V198H218ZM105 200H106V201H105ZM117 200H118V204H119L120 202H122V203L118 205V204L116 203ZM119 200H120V202H119ZM121 200H122V201H121ZM129 200H128V201H129ZM146 200H147V199H146ZM154 200H155V201H154ZM180 200H182V201L184 200V201H183L184 204H185V205L187 204V205H186V208H185V205H183V202H182V201H181V203L179 202ZM75 201H76V202H75ZM77 201H78V202H77ZM97 201H98L99 203H98ZM102 201H103V202H102ZM108 201H109V202H108ZM114 201H116V202H114ZM136 201H137V202H136ZM152 201H153L155 204H154V203L152 204ZM193 201H194V202H193ZM67 202H68V200H67ZM87 202H88V204H87ZM94 202H95V203H94ZM111 202L115 203L116 205L114 204V206H113V203H112V207H111V204H110ZM135 202H136V203H135ZM138 202H140V203H138ZM156 202H157V203L160 202L161 204L159 203V204L156 205ZM163 202L166 203V204H164ZM176 202H178V203H176ZM78 203H79V204H78ZM100 203H101L102 205H100ZM103 203H104V205H103ZM126 203L128 204L127 201H126ZM144 203H145V204H144ZM221 203H218V202H215V203H214V202H212V203L208 206V208L206 207L207 209L210 208V209H209L210 211H209V210L206 211V214H205V215H206V216H207V215H208V216H211V214H213V215H214V214H218V212H220V211H222V213H223V212H224V211H223V210H224L223 208H225V204L222 203L224 206H223V205L221 206V205H220ZM251 203H252V201H251ZM96 204H98V205H96ZM105 204H108L109 206H107V205H105ZM135 204H136L137 206H136ZM163 204H164V206H163ZM179 204H180V205H179ZM189 204H190V205H189ZM213 204H214V205H213ZM252 204H253V203H252ZM79 205H81V206H79ZM86 205H87V206H88V205H89V206H93V207H89V206H88V208H85V207H87ZM138 205H139V206H138ZM140 205H147V206H145V207L142 206V207H144L145 209H144V208L140 209V208H141ZM158 205H159L160 207H161V205H162V209L158 210V207H159ZM172 205H173V206H172ZM182 205H183L184 207H183ZM188 205H189V206H188ZM216 205H217V206H216ZM102 206H104V207H102ZM106 206H107L108 208H107ZM120 206H121V207H120ZM124 206H126V207H124ZM127 206H129V211H130L131 209L133 210V211L131 210L130 212H135L136 214H135V213H134V214L131 213L130 215H128L127 213H130V212L128 211V212L124 213V216H123V215H120L121 212H118V211H119V210H122L123 208H128ZM135 206H136V207H135ZM149 206H150V207H149ZM154 206H155L156 208H155ZM178 206H179V207H178ZM191 206H192V207H191ZM219 206H221L220 209H219ZM78 207H79V208H78ZM100 207H101V208H100ZM105 207H106V208H105ZM118 207H119V209H118ZM132 207H135V208H132ZM138 207H139V208H138ZM148 207H149V208H148ZM160 207H159V208H160ZM170 207H171V208H170ZM190 207H191V210H190ZM195 207H196L197 210L195 209ZM222 207H223V208H222ZM83 208L87 209V211L84 210V213L82 212ZM90 208H92V209H90ZM103 208H104V209H103ZM113 208H114V209H113ZM115 208H116V209H115ZM120 208H121V209H120ZM130 208H131V209H130ZM136 208H137V209H136ZM146 208H148V209H146ZM180 208H181V209H180ZM211 208H212V209H211ZM88 209H89V211H88ZM100 209H101V210H100ZM135 209H136V210H135ZM150 209H151V211H150ZM152 209H153V210H152ZM179 209H180V210H179ZM183 209H184V210H183ZM216 209H217V210H216ZM109 210H112V211H111V212H112V215H111V212H110ZM115 210H116V211H115ZM134 210H135V211H134ZM138 210L141 211V212L139 211V213H140L139 216H138V213H137ZM142 210L144 211V213L142 212ZM175 210H176V209H175ZM181 210H182V211H181ZM91 211H92V212H91ZM106 211H107V212H106ZM136 211H137V212H136ZM202 211H203V210H202ZM213 211H214V212H213ZM87 212H88V213H87ZM99 212H101V213L99 214ZM105 212H106V214H105ZM115 212H116L117 214L120 213V214H118V217H116L117 215H116ZM147 212H148V211H147ZM159 212H158V213H159ZM170 212H171V211H170ZM210 212H211V213H210ZM103 213H104V214H103ZM113 213H114V214H113ZM163 213H164V212H163ZM163 213L161 214V216L158 217V219H160V218L163 219L162 216L167 217L168 215H170L169 212H165L166 214L169 213V214H167V215H166V214L163 215ZM230 213L232 214V215H230V216L233 217V221H232V218H230V220H229L230 222H232L231 224L229 223V225H231L230 227H233L234 224H235L234 226L237 225L236 227H234V228H236L235 230H233V229H231V228L229 227V228H230L229 230H230V233H231V234H232L234 231H235V232H234V234H235L236 231H237V229L240 228V226H241L240 230H241V229L244 230L245 228H247V229H245V231H243V230L239 231V229H238V232L235 234L236 237H235V236H232L233 234L231 235L230 233H228V234L226 235V236H228V238L225 236L226 239H225V238H224V239H225L226 241H227V240L229 241V242L227 241V242H228L227 244H226L225 242H222V244L225 243V245L223 244V246L226 248V253H231V252L233 251L232 249L235 248L234 251L236 252V250H237V252L239 251V253H237V252H236V253H237L238 255L241 254L240 257H239L238 255H236L235 252H234L235 255H232L233 252L230 254L231 256H230L229 254H228L229 256L226 255L227 257L225 256V260H224V261L226 262L225 264H230V262H229L228 260H230L231 257H232V258H231L230 261H233V262H235V259L238 258V257H239L238 262H239L240 260H242V261H243V260H244V261L246 260V258L244 259V257H246V256H244V255H246V253H245V251H246L245 247H246V244H247V240H245V239H247L248 236H247V237H245V236L248 234V231H249V229H248V228H249V224H247V222H246L245 224H247L248 227H247V225H245L243 222H242V224H243V225H242V224L240 223V219L237 217V219H239V220H237L236 217H234L235 214H233L232 212H230ZM230 213H229V214H230ZM88 214H89V215H88ZM109 214H110V215H109ZM122 214H123V212H122ZM141 214H142V216H141ZM160 214H159V215H160ZM226 214H227V212H226ZM81 215H82V216H81ZM91 215H93V216H91ZM98 215H99V217H98ZM113 215L115 216V218L113 217ZM136 215H137V216H136ZM144 215H145V216H144ZM165 215H166V216H165ZM181 215H182V213H181ZM181 215L178 216V220H177V223L179 222V224H180V222H182V220H180V218H181L183 215L185 216V214L183 213V215H182V216H181ZM90 216H91V217H90ZM94 216H95V217H94ZM108 216H109V217L111 216V217H110L111 219L108 218ZM120 216H121V218H122V221H121V218H119ZM122 216H123V217H122ZM126 216H128V217H127V222H125V221H126V218H124V217H126ZM129 216H130V218H132L131 216H134V217H133L132 219H129ZM143 216H144V217H143ZM148 216H149V215H148ZM148 216H147V217H148ZM154 216H155L156 218H154ZM157 216H158V214L156 215V213L153 214V212H152V219L154 218L155 220H157ZM180 216H181V217H180ZM184 216H183V217H184ZM190 216H191V215H190ZM208 216H207V217H208ZM235 216H236V215H235ZM78 217H77V218H78ZM88 217H89V218H88ZM92 217H94L95 220H94ZM105 217H107V219H106ZM137 217H138V218H137ZM147 217H146V218H147ZM150 217H151V215H150ZM150 217H148V219H149ZM169 217H171V216H168V218H169ZM179 217H180V218H179ZM183 217H182V218H183ZM193 217H194V216H193ZM79 218H78V219H79ZM85 218H88V219H85ZM142 218H144V220H146V221L142 220ZM168 218H167L165 221H164V219H165V218H164V219H163L164 222H163L162 219H161L160 222H158V223H157V221H155L154 219L152 220V219L150 218V220H151V222H154V221L156 222V223H154V227H153V228H155V226H156L157 228L159 227V228L161 229L162 227L160 226V223H162V224H168V225L170 226V223H171L170 221H171V219H173V218H172V217L169 218V220H170L169 223H168ZM78 219H77V220H78ZM89 219H90L92 222H91ZM97 219H98V220H97ZM102 219H106V220H105V221H102ZM114 219H115V221H114ZM118 219L121 221V223H120V221H119ZM124 219H125V220H124ZM140 219H141V220H140ZM234 219H235L236 221H238L239 224H236V223H238V222L234 221ZM96 220H97V221H96ZM99 220H100V221H99ZM108 220H109V221H108ZM110 220L112 221V224L110 223V222H111ZM123 220H124V222H123ZM134 220H132V223L134 222ZM79 221H80V220H79ZM107 221H108V222H107ZM116 221H118V222L121 224L122 227L119 226V223L116 222ZM142 221H143V223H142ZM158 221H159V220H158ZM166 221H167V222H166ZM172 221H174V220H172ZM93 222L96 223V224H98V223H99V224L96 225V224H94ZM97 222H98V223H97ZM105 222H106V223H105ZM137 222H138V223H137ZM147 222H148V221H147ZM165 222H166V223H165ZM102 223H103V224H102ZM109 223H110V224H109ZM113 223H114V224H113ZM117 223H118V224H117ZM127 223H128V224H127ZM134 223H135V222H134ZM139 223H140V224H139ZM141 223L143 224V226L141 225ZM148 223H149V222H148ZM177 223H176V224H177ZM233 223H234V224H233ZM108 224H109L110 229L113 230V228H115V232H114V234L117 233V231H118V230H117V227H118V226L122 228V229L120 228V230H119V231H120V235L118 234L119 231H118V233H117L119 236H118L117 234L114 235V236H115V237H114L115 239H114V238L110 239L109 236H108V238H107V235L112 234V232L110 231V229H107V228H109V227H108ZM115 224H116V225H115ZM122 224H123V225H122ZM144 224H145V225H144ZM179 224H177V225H179ZM232 224H233V225H232ZM88 225H89L90 228H88ZM99 225H100V226H99ZM111 225H112V226L114 225V226L112 227ZM168 225H167V226H168ZM238 225H239V227H238ZM93 226H94V227H93ZM98 226H99V228H97ZM115 226H117V227H115ZM137 226H138V227H137ZM141 226H142L143 228H142ZM167 226H165V227H167ZM242 226H243V227H242ZM244 226H245V227H244ZM81 227H83V228H85V229H87V230L84 231L85 229H83V228H81ZM100 227H101L102 229H101ZM111 227H112V228H111ZM127 227H128V229H127ZM149 227H150V226H149ZM172 227L174 228V226H172ZM105 228H106V229H105ZM129 228H130V229H129ZM141 228H142V229H141ZM159 228H158V229H159ZM88 229H89V230H88ZM124 229H125V230H124ZM147 229H148V228H147ZM81 230H82L83 232H82ZM91 230H92V232H93L95 235H94V234H91V233H92ZM99 230H100V231H99ZM101 230H102V232H101ZM106 230H107V231H106ZM108 230H109L110 232H109ZM127 230H128L130 233H128ZM149 230H150V228H149ZM152 230H153V229H152ZM77 231H78V232H77ZM79 231H81V232L79 233ZM89 231H90V233H89ZM98 231H99V232H98ZM121 231H122V233H121ZM231 231H233V232H231ZM85 232H86V233H85ZM100 232H101V233H100ZM105 232H106V234H104ZM107 232H108V233H107ZM124 232L128 233V235H127L126 233H125V234H126V235H125ZM239 232L242 233V234H239ZM246 232H247V233H246ZM81 233H82V234H81ZM87 233H89V235H88ZM99 233H100L101 235H100ZM102 233H103V234H102ZM244 233H245V234H244ZM83 234H84V235H83ZM85 234H86V235H85ZM123 234H124L125 237L123 236ZM243 234H244V236H243ZM82 235H83V236H82ZM93 235H94V238H91V237H93ZM104 235H106V237H105ZM121 235H122V236H121ZM129 235H130L131 237H130ZM139 235H140V236H139ZM230 235H231L232 237H230ZM76 236H77V237H76ZM98 236H99V237H98ZM110 236H111V235H110ZM112 236H113V235H112ZM116 236H117V237H116ZM128 236H129L130 239H129V238H126V237H128ZM138 236H139L140 238H139ZM144 236H145V237H144ZM237 236H238V238H237ZM239 236H242V237H239ZM132 237H133V238H132ZM141 237H142V238H141ZM79 238H78V239H79ZM104 238H106L107 240L104 239ZM116 238H117V239H116ZM118 238H119V241H118ZM120 238H121V239H120ZM131 238H132V239H131ZM138 238H139V239H138ZM143 238H144V239H143ZM146 238H147V239L150 238V239H148V241H147ZM231 238H232V239H231ZM78 239H77V240H78ZM81 239H79L78 242H79ZM88 239H87V240H88ZM102 239H104V240H102ZM122 239H124L125 241L122 240ZM126 239H129V240H127L128 243L126 242ZM137 239H138V240H137ZM141 239H142V240H141ZM145 239H146L147 242H144ZM234 239H236V241H235ZM238 239H241V240L244 239V240H242V241H244L245 243H243V242L241 243V240H238ZM120 240H122V241H120ZM131 240H133V241L131 242ZM136 240H137V242H135L136 244H133L134 241H136ZM143 240H144V241H143ZM230 240H231V241H230ZM83 241H82V242H83ZM90 241H89V242H90ZM112 241L117 242V243L119 244V245H116L118 248L115 246L116 249H117V251L115 250V247H114L115 243L112 242ZM123 241H124V243H123ZM138 241H139V242H138ZM149 241H150V242H149ZM80 242H81V241H80ZM80 242H79V243H80ZM129 242H130V244H129ZM233 242L235 243V245H233V244H234ZM111 243H112V244H111ZM117 243H116V244H117ZM122 243H123V244H122ZM126 243L129 244L130 247H129ZM149 243H151V244L148 245ZM89 244H88V245H89ZM110 244H111V245H110ZM113 244H114V245H113ZM120 244H121V247L123 246L122 249H124V250L121 249ZM124 244H125V245H124ZM131 244L134 245L133 247H135V246L137 245V246H138V247L136 246V248H138L137 250H139V249H140V250L137 251L136 248L134 249V248L132 247ZM139 244H140V245H139ZM141 244H142V245H141ZM229 244H230L231 246H230ZM240 244H241V245H240ZM244 244H245V245H244ZM81 245H82V246H80V244H79L80 247H79V246L77 247V248H78V252H80V253H81V251H82L84 248L88 249V245H87V247H86V246L84 247V244H83V243H81ZM90 245H89V246H90ZM107 245H108V247H110V250L112 249L111 251H114L113 254H112L111 251H110L111 256H110V253H109V255H107V254H108V251H109V248H108V251H107V249H106V248H107ZM145 245H146L147 247H146ZM226 245L229 246V248H230V247L232 248V249L230 248V249L232 250L231 252H229V248L227 249V246H226ZM67 246H68V245H65L64 247L66 248ZM105 246H106V247H105ZM124 246H125V248H124ZM158 246H160V242L157 243V247H158ZM234 246H236V247L239 246V247H243V248H239V247H238V249H237V248L234 247ZM64 247H63L62 245L59 246V251H60L59 253H60V254H62L61 249H62V248L65 249ZM82 247H84V248H82ZM92 247H93V245H92ZM111 247H114V249L111 248ZM119 247H120V248H119ZM126 247H127V248H126ZM128 247H129V249H128ZM141 247H142V249H144V247H145L146 250H145V249L142 250ZM148 247H149V249H148V251H147V248H148ZM130 248H131V251H130V252H132V254H131V255H128V254H130V253H128V251L130 250ZM225 248H224V249H225ZM63 249H62V250H63ZM100 249H101L102 251H101ZM158 249H159V248H158ZM105 250H106V253H107V254L104 252ZM118 250H121L122 252H121V251H118ZM134 250H136V252H134ZM141 250H142V251H141ZM160 250H162L161 247H160ZM227 250H228V251H227ZM100 251H101V252H100ZM115 251H116V252H115ZM124 251H125V252H124ZM126 251H127V252H126ZM144 251H145V252H144ZM240 251H244V252H240ZM118 252H119V254H118ZM120 252H121V253H120ZM133 252H134V253H133ZM141 252H143L142 255H144V256H142V255L140 254ZM101 253H102V254H101ZM103 253H105V254L103 255ZM115 253H116V254H115ZM122 253H123V256H122ZM124 253H125V254H124ZM127 253H128V254H127ZM226 253H225V254H226ZM244 253H245V254H244ZM60 254H59V261H60L59 263H60V264H65L64 261H63V259L60 257ZM114 254H115V255H114ZM138 254L140 255L139 257H137ZM145 254H146V255H145ZM242 254H243V255H242ZM101 255H103V257H105V258H103ZM113 255H114L116 258H117V257H118V258L120 257V259L117 258V261H116V258H115ZM119 255H120V256H119ZM135 255H136V256H135ZM153 255H154V254H153ZM153 255L151 254V256H153ZM107 256L109 257V259H108ZM112 256H113V260L110 259ZM121 256H122V257H121ZM133 256H135V257L133 258ZM155 256H156V255H154L153 257H155ZM233 256H234V258H235L236 256H237V257H236L234 260H232V259H233ZM243 256H244V257H243ZM153 257H151V258H153ZM241 257H243V258L240 259ZM136 258H138V259H136ZM141 258H142V260H141ZM143 258H144V259H143ZM151 258H150V259H151ZM106 259H108V261H107ZM114 259H115L116 263H115ZM139 259H140V260H139ZM153 259H155V258H153ZM153 259H152V260H153ZM77 260H78V259H77ZM110 260H112L111 263H110ZM118 260H120V261H118ZM128 260H129V261H128ZM137 260H139V261H137ZM152 260H149V259H148V261H150V262H148V261H147V262H144V261H143L142 263H144V264H146V263H148V264H149V263H150V264H153L154 262H152ZM226 260H227V261H226ZM62 261H63V263H62ZM153 261H154V260H153ZM75 262H77V261H74V262H72V263L74 264ZM79 262L82 263V264H84V262H82V260L79 261ZM124 262H125V263H124ZM136 262H137V263H136ZM151 262H152V263H151ZM227 262H228V263H227ZM233 262H231V264H235V263H233ZM80 263H75V264H80ZM113 263H112V264H113ZM121 263H122V262H120V264H121ZM236 263H237V260H236ZM240 263H241V262H240ZM68 264H69V263H68ZM242 264H243V263H242Z\"/></svg>", "mask_w": 264, "mask_h": 264}]
</instances>
